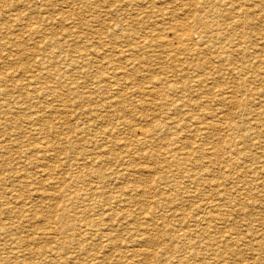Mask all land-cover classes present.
Returning <instances> with one entry per match:
<instances>
[{
	"label": "rangeland",
	"instance_id": "rangeland-1",
	"mask_svg": "<svg viewBox=\"0 0 264 264\" xmlns=\"http://www.w3.org/2000/svg\"><path fill=\"white\" fill-rule=\"evenodd\" d=\"M33 1H31V0H0V66L2 67L0 69V72L3 73V76L1 75L2 73L0 74L1 75L0 79L1 78L3 79V80L2 79L0 80V82H1L0 83V91H1L0 92L1 93L0 94V111H2V112H0V123H1L0 124V126H1L0 127L1 128L0 129V138L1 137L3 139L8 138L7 140L5 139L6 140L5 142L2 138L0 139V143H2V144H0L1 145L0 147H2L0 149V154H1L0 155V163H1L0 164V220L2 222L5 221L4 223L6 226L5 228H3L2 227L3 223H1V225H0L3 228L2 229L0 227V233H1L0 234V241H2L3 239H6L5 241L3 240L2 242H0V262L3 260L0 264H2V263L3 264H7V263L8 264H15L16 263L15 260L17 262L19 260L24 261V262L19 261V263H17V264H35V263L36 264H61V263L62 264H65V263L66 264H68V263L69 264H75L76 262H77L76 264H128V263L129 264H143V263H145V264H177L178 263L179 264V262L181 264H264V110H263L264 109V103H263L264 101H262V99L264 100V93H263L264 92V83H263L264 82V0H243V3H242V0H232V1L231 0H220V1L217 0V2H216V0H213L215 2H213L211 0L213 3H215L213 6L214 8L213 7L212 8L219 10V12L217 11V12L213 13V14H216V15H214L215 16L214 18H218V20L215 21L214 26L218 27L219 29L222 28L220 25H222L223 20L228 15L227 13L222 11L224 9V7L229 9V10H233L232 12H233V14H235L237 12L236 9H239V7H242V5L243 6L245 5L244 8H245V11L246 10L247 11L243 13V15H244L243 20L236 19L239 17L240 12L236 13L237 15L235 14L236 16L232 20H236L234 25L237 27H235L233 31L229 30L230 31L229 37H231L230 41L232 43L233 42L234 43L236 42V44L238 43L237 44L238 47H241L238 50H236L237 45H236V48L232 47V48H235V50H234V53L231 52V59L230 60L233 62H236V63H238V62L243 63L245 65L243 68V71H240L238 69V70L232 71L231 73H229L226 70H221V71L218 70L219 72H216L217 68L208 66V65H216V63L218 61L224 60V58H223L225 55L224 53L227 54V52L223 53V52L219 51V49H220L219 44L222 42L223 38L216 39L215 40L216 43H213V44L210 43L211 45L208 44V42L203 43L204 41L200 40L202 42L200 43V41H199V43H198L199 47L197 46L200 50L199 49L194 50V51H196L195 55L198 56V59L194 55L189 57L188 52H190V51H184V50L179 51L178 50V54H180V56L177 55V52H176L175 53L176 55L174 56V58H176V59L174 61L178 62V60H179V62H180V61H183L184 59H185V61L186 60H192L193 61V62L191 61V64L189 63L190 67L188 66V64L185 65L182 63V67L179 64L178 68H179V66L181 67L179 69L176 68L177 67L175 65L176 62L174 64L172 62L170 63L171 67L176 68L175 72L181 73V74H179V73L175 74L176 76H174L173 77L174 79H172V81L177 84L175 86L176 87L175 89L178 88L181 90L166 89L165 88L166 83L164 84V82H162L164 84V85H162V88H165V90L160 88V89H162V92L160 93L161 90H159V92L155 95V97L154 96L153 97H151V96L141 97V94L139 92L135 93L136 95H133L132 97H128V96L126 97V95H125L123 97L117 96L118 97L117 98L116 96H114L115 99L117 98L119 100V98H120L119 101H121V102H119L116 99L118 103H117V105H114V106H116L117 111L122 113L123 116H125V117H123L121 114H119L118 116H116V115L115 116L121 120H123L124 118H126V116H128L129 118H126V120H128V119H131V120H128L129 121L128 124L127 123L124 124L125 127L122 126V123L120 124L118 122L121 120H117V124H118V126L121 127L122 130L120 129V131L119 130H116L114 132L112 131L113 133L111 132V134H110V132H107L106 130H107V128L109 129L108 125L112 122V121H110V123L108 124L109 119L112 117V115H110V114L112 113L113 108L110 106H107V102H108V100L111 101V99H114L113 97L111 98L110 96L115 95V93L112 91V89L109 92H105V91L100 90V89L95 90L96 88L94 87V85L96 83L95 81L97 80V76L99 74L104 73L103 75H105V76L109 75L112 72V68L109 65L106 66V64H103V66H102V63H100L98 61L103 60L102 59L103 55H104L103 57H105L106 54H108L110 52H113V51L117 52L116 50L119 49L117 47L123 45V43L125 44L126 41H127L126 43H131L132 42L131 39L133 38V36L135 38V39L133 38V40H136V39H139V38H137L138 36L139 37L144 36V34H146L149 31V29L152 30V28L154 26L157 25V26L161 27L162 25H160V24H162V22H161L162 19H159L160 17L159 16L157 17L155 12L151 11L153 8H150L151 10L149 9L147 12L146 9H148L149 7H153V6L147 5V6H149L147 8L144 5V3H142L143 0H140L142 2H139L138 0H137L138 2L136 0H134V1L133 0H126V1L121 0L118 2V4L120 3L119 5H117V2H115V4H113L112 3L113 0H87L88 2L86 0H84V1L83 0H78V1L76 0L77 2L75 0H71V1H68V0H62V1L61 0H59V1L58 0H48L47 4H46L47 0H33ZM43 1H45V3ZM60 1H61V3H60ZM72 1H73V4L75 3L74 5L71 4ZM146 1H148V0H146ZM161 1L162 0H154V2H156V3H160ZM163 1H165V2H163ZM163 1L162 2L166 4L165 7L167 5H169V7H166V8L174 9V11H175L174 17L179 18V19L181 16L191 18V16H193L194 13H202V11H201V10H203L202 5L204 4V2L202 1L203 3L201 4V6L200 5L195 6L198 8H196V9L191 8L192 10L188 11V6L192 3V1H195V0H163ZM221 1H229L230 3L226 5V4L222 3ZM85 2L87 4L89 3L90 5L85 4ZM188 2H191V3L187 5L186 3H188ZM235 2H238V3L236 4ZM24 3H25V5H24ZM27 3H28V5H27ZM34 3H36L37 5ZM49 3H50V5H49ZM59 3H60V6H58ZM62 3L66 4V5L68 4V6L65 7L66 5H62ZM79 3H81V4H79ZM82 3H84V4H82ZM121 3H122V5H121ZM129 3H130V5H129ZM136 3H138V4H136ZM54 4H55V6H54ZM134 4L136 6H134V8H133ZM230 4H232V5H230ZM234 4H236V5H234ZM30 5L32 6V8L30 7ZM52 5L54 7H52ZM139 5H141V6H139ZM45 6H48V7L45 8ZM105 6H108V8L107 7L105 8ZM215 6L220 7L221 10L219 8H216ZM24 7H26L25 8L26 10L24 9ZM40 7L42 8V11H44L43 13H42ZM59 7H61L62 9ZM69 7H71L72 9L74 8L76 11L72 10ZM109 7H110V9H109ZM28 8L29 9L31 8L30 9L31 11ZM121 8L125 12L122 11ZM129 8H130V10H129ZM38 9H39V11H38ZM50 9L52 11H50ZM66 9H69V10H67L68 13L66 12ZM113 9H114V11H113ZM115 9H116V12H117V10H120V11H118L117 13L114 14ZM27 10H28V12H27ZM47 10H48V12H47ZM56 10H58V11H56ZM61 10H62L63 15L61 14ZM134 10H139V12L138 11L135 12ZM73 11L75 13H73ZM99 11L101 13H99ZM121 11H122V13H121ZM143 11H145V12H143ZM184 11H185V13L187 12V14L181 15V13H184ZM119 12L123 15H121ZM211 12H212V10L209 11V13H211ZM23 13H25V14H23ZM30 13L32 14L33 17L31 15H29ZM65 13H67L69 16ZM97 13H99L100 15ZM127 13L128 14L131 13V15L134 13L133 16H135V18H133V19L136 21L134 22L133 19H132V21H130V19L128 17L123 18L124 14L127 15ZM39 14H41V15H39ZM70 14H72V15H70ZM95 14H97V15H95ZM153 14H155V15H153ZM233 14H229V15H233ZM61 15L64 18L63 17L58 18ZM66 15L69 18L66 17ZM109 15L111 16V18ZM136 15L139 16V18L140 17L141 18L139 19L138 17H136ZM249 15H251V16H249ZM39 16L41 17V19ZM43 16H44V18H42ZM48 16H49L50 20L47 19ZM98 16H100V17H98ZM113 16H114V18H113ZM149 16H150V19L148 18ZM30 17L33 20H30L29 19ZM34 17H35V21H34ZM101 17H102V20H106V21L100 20ZM154 17H156V19ZM20 18L23 22L20 20ZM22 18L23 19L25 18V19L23 20ZM51 18L54 20H52ZM73 18H75V19L73 20ZM107 18L109 21H107ZM117 18L122 19L121 21H123V19H127L129 21V23H128V21L125 23H128V30H129L128 32H129V34H132L131 36H128L127 38L123 37V40H122V38H116V37L112 36V33H114L116 30H113L114 32L112 30L111 31L107 30L110 27V25H112L111 27L113 28V22L112 21H114L115 19L117 20ZM36 19L38 20V23H37ZM45 19L48 21H46ZM112 19H114V20H112ZM42 20H44V21L42 22ZM229 20H231V19H229ZM45 21H46V23H45ZM142 21L143 22L145 21L144 23L147 25H145ZM187 21H190V20H187ZM248 21H250V23H248ZM28 23L31 24V26ZM130 23H131V25H129ZM43 24H45V25L50 24V25L45 26ZM72 24H73V26H72ZM140 24H141V26L139 27ZM217 25H219L220 27ZM239 25L241 28L243 27V29H241L239 27ZM92 26H94V27H92ZM99 26H101L103 28L100 29ZM83 27H84V29H83ZM19 28H20V30H19ZM88 28H89V30H88ZM104 28H106V29L104 30ZM21 29H24V30H21ZM44 29L45 30L47 29V30L45 31ZM51 29H54V33ZM154 29H155V31L158 30L157 27H155ZM55 30H57L56 31L57 34L55 33ZM140 30H141V32H140ZM143 30H145V31H143ZM225 30H227V29H225ZM26 31L28 32V34ZM31 31L34 32L35 34L34 33L32 34ZM35 31H37V32H35ZM51 31H52V33H51ZM74 31L76 34H78V36H76ZM88 31H90L91 33ZM107 31H108V33H107ZM49 32H50V34H49ZM102 32H104V33H102ZM137 32L139 33V35H137ZM79 33H81V34H79ZM95 33L98 35H96ZM101 33H102V35H101ZM165 33H166L165 30H163V32L160 31L157 34H160V35L163 34L162 36H164V35H167V36L170 35L171 36V34H172L170 32H168L166 34ZM54 34H56V35H54ZM58 34L61 36H59ZM68 34H70V36H68ZM71 34H72V36H71ZM104 34H106V35H104ZM107 35L110 37H107ZM67 36L69 38H65ZM85 36H88L89 38H92V39L94 38V39L93 40L89 39V41H88V39H87L88 37H85ZM238 36H240L241 38ZM242 36H244V37H242ZM73 37H77L78 39H76V38L74 39ZM111 37H113V38H111ZM49 38H51L52 40ZM95 38H97V39H95ZM102 38L103 39L106 38V39L101 40ZM255 38H256V40H255ZM117 39H118V42H116ZM53 40L57 41V42L53 43L54 42ZM59 40H61L62 44H60L61 42ZM69 40H70V42L68 43ZM74 40H76V41L78 40V43ZM90 40H92V41H90ZM81 41H82V43H81ZM97 41H99V42H97ZM104 41H106V42H104ZM243 41L245 42V44H244L245 46H243V44H240L241 45L240 46L239 43H244ZM248 41H250V42H248ZM255 41H257V42H255ZM74 42H75L76 46H75ZM83 42H84V44H83ZM85 42H87V43H85ZM88 42H89V44H88ZM90 42H92V43H90ZM93 42H96V43H93ZM217 42H220V43H217ZM115 43H116V46L118 45V43H120V44L116 47ZM248 43H250V44H248ZM3 44L6 46H4ZM97 44H100V45H97ZM102 44L104 46H107L108 44H114L115 48L113 47V49L110 50L112 48V45H108L107 47H102L103 46ZM204 44L208 45V49L204 50L205 53L203 52V50H201V48H203V49L205 48V47H203ZM82 45L84 48L82 47ZM85 45H87V46L89 45L88 46L89 49H87L88 53L86 51ZM92 45H96V46H92ZM77 46H78V48H77ZM90 46H92L93 49L90 48ZM79 47H82V48H79ZM80 49H82V50H80ZM99 49H101V50H99ZM92 50H95V51H93L95 53V55L92 52ZM240 50L242 51V53L240 52ZM245 50H247L248 52ZM35 51H36V53H35ZM77 51L80 53H78ZM107 51H109V52H107ZM200 51H201V53H200ZM211 51L216 53V54H214L215 56L220 54L218 56V58L215 56L213 58ZM105 52H106V54H104ZM53 53H55V56ZM96 53H98V54H96ZM185 53H186V56H185ZM209 53H210V55H209ZM228 53L230 55V52H228ZM243 53H244V56L246 57V60H244L245 57L242 56ZM249 53H251V54H249ZM252 53H254V54H252ZM35 54L36 55L38 54V55L36 56ZM142 54L144 56V54H149V52H147V50H146ZM203 54H204V57H203ZM68 55H70V56H68ZM86 55L88 57H85ZM89 55L91 56V58ZM93 55H94V58H93ZM250 55L255 58V59L253 58L254 61ZM48 56H49V58H47ZM65 56H66V59L64 60L63 57H65ZM73 56H74L75 60H73L72 62L69 61L70 59H73ZM79 56L80 57L82 56L83 58L82 57L80 58ZM108 56H110V58H112V59L114 58V56L112 54L107 55L105 58H109ZM115 57H116V55H115ZM120 57L122 58V55L119 54L118 59H117L118 63L115 62L116 58L113 59V61H114L113 63H115L114 65H119V67H122L124 65V63H123L124 59L126 57H129V56H123V57H125L124 59L123 58L121 59ZM194 57H195V59H194ZM248 57L249 58L251 57V59H249ZM41 58L43 60H41ZM76 58H78V59L80 58V59L78 60ZM215 58H217V59H215ZM81 59L84 60V62L81 61ZM85 59H87V61ZM93 59H96L97 61H95ZM46 60H47V62H46ZM205 60H207V61H205ZM237 60H239V61H237ZM250 60H252V62ZM2 61H3V63H2ZM43 61L46 62V64ZM74 61H76V62H74ZM168 61H171V59L170 60L166 59V58L164 59V64H166V65H163L164 67L168 65V63H166ZM194 61L202 62L200 64V65H202V67L199 65L200 70L201 71L203 70L201 72L202 74L199 73L200 70L198 69V66L196 65L197 62H194ZM48 62H49V64H48ZM81 62H83V63H81ZM91 62H92V64H91ZM206 62H208V63H206ZM245 62L246 63L247 62L252 63V64H245ZM68 63L70 66L68 65ZM75 63H78V64L75 65ZM85 63L87 65L89 63L90 64L87 66ZM93 63L94 64L96 63L98 65L94 66ZM121 63H122V65H121ZM151 63H153V62L147 61L146 65L151 64ZM192 63H194V64H192ZM39 64H42V66H44L45 69H44V67H41V65L39 66ZM50 64H52V65H50ZM140 64L142 66L139 67V69L138 68H133V69L131 68V69H129V71H131L133 73V75H132L133 78L131 77V79L133 81L135 80L134 76L137 77L136 78L137 81H134V84H137L138 86L144 84L141 87H145L147 84H149V80L145 79L147 82L146 81L144 82V78L150 77V75H151V78L163 76L164 74L170 73V71H171L170 70L171 68H168V67H170L169 65L166 68H164L163 66H162L163 67L162 68L159 63H158L159 67L157 65H154V66L153 65L152 66L147 65L148 67L145 68L146 69L145 70L144 66L146 67V65L143 64V62H141ZM171 64H173V65H171ZM66 65L69 66L70 68H67ZM91 65H93V66H91ZM250 66L252 67L251 69H250ZM72 67L74 69H72ZM75 67H77L78 69ZM88 67H90L91 69L89 68L90 69L89 70ZM95 67H97V68H95ZM208 67H210L209 69L211 71L210 70L208 71ZM183 68H187V69H183ZM245 68H246V70H245ZM61 69L63 71H61ZM79 69H80V71H79ZM103 69H106V70H103ZM136 69H138V71ZM193 69L197 72L192 71ZM204 69H205V71H204ZM36 70H38L37 73H36ZM57 70H58V72H56ZM101 70H103L105 72L108 70L109 71L106 74L105 72H103ZM139 70L141 72L143 71L144 74L139 73ZM165 70H166V72H165ZM184 70L186 72H184ZM39 71H41V72L39 73ZM75 71L80 72L81 75H83V76H84V72H82V71H87V73H89V74L93 72L92 74H94V75H92V74L89 75L85 72V74L87 76L85 75V77H84L85 79H83V76H81L80 73L75 74L76 73ZM90 71H92V72H90ZM97 71H99V72L97 73ZM45 72H47V73H45ZM49 72H50V75L53 73L55 75V77H53L54 75H52V77H51L49 75ZM62 72H65L66 75ZM135 72H137L138 74ZM148 72L151 74H149ZM155 72H156L157 76H156ZM188 72L189 73L191 72L192 74L191 73L189 74ZM212 72H215L216 74L214 73V75H213ZM250 72H252V73H250ZM11 73H13V74H11ZM60 73H62V74H60ZM197 73H198V75H197ZM6 74H9V75H6ZM33 74L36 75L35 78H34ZM37 74L39 77L37 76ZM46 74L48 75L47 77H46ZM56 74H57V76H56ZM58 74H59V76H58ZM140 74H142V76ZM194 74H196V76ZM256 74H258V75H256ZM28 75H29V77H28ZM40 75L43 77V79L45 78L44 79L45 82H43V79ZM44 75H45V77H44ZM70 75H72V76H70ZM139 75L141 78H139ZM7 76H8V78H7ZM62 76H64V77H62ZM68 76H70L72 78L69 77L70 78L69 79ZM189 76H191V77H189ZM30 77H32V78L30 79ZM49 77L52 79L51 80L52 82L51 81L49 82V80H50ZM57 77H59V78H57ZM88 77L91 80L89 79V81H88L87 80ZM243 77H245V78H243ZM256 77H258V78L256 79ZM259 77H260V79H259ZM36 78H37V80H36ZM48 78H49V80H48ZM78 78H80V79H78ZM202 78H204V79H202ZM61 79L64 80V82ZM212 79H215V80L213 81ZM247 79H249V80H247ZM208 80H211V81H208ZM246 80H247V83L245 84L244 82ZM65 81H68V83L66 84ZM85 81H86V83H85ZM181 81H183V82H181ZM203 81H205L206 83L204 82L201 84V82H203ZM260 81H261V83H260ZM26 82H27V84H26ZM41 82L43 84H41ZM60 82L61 83L63 82V83L61 84ZM90 82H92V83H90ZM142 82H143V84H142ZM184 82H186V83L188 82L189 84L188 83L185 84V87H184V85H183ZM195 82H198V86H196L197 83H195ZM34 83H35V85H34ZM53 83H56V84H53ZM74 83H75L76 87H75V85H73ZM190 83L192 85V88H191ZM14 84L15 85L17 84V85L15 86ZM37 84H38V86H37ZM50 84H53V85H50ZM92 84H94V85H92ZM7 85H9V86L7 87ZM21 85H24V86H21ZM27 85H29V86H27ZM65 85H67V86H65ZM85 85H86V87L87 86L88 87L86 88ZM90 85H91V88H90ZM159 85H161V84L158 83V86ZM260 85H262V86H260ZM49 86H50V88H49ZM182 86H183V88H182ZM189 86H190V89H189ZM33 87H36V88H33ZM46 87H47L46 92H48V93L45 92ZM64 87H65V89H63ZM84 87L86 89H83ZM255 87H256V89H255ZM3 88H4V90H2ZM56 88H58V89L56 90ZM184 88H186L187 90ZM200 88H203V89H200ZM29 89L31 91L33 90L32 91L33 93ZM51 89L53 90L52 92H51ZM54 89H55V91H54ZM75 89H77V90H75ZM87 89H89V91L91 89L92 92H89ZM243 89H244V92H243ZM21 90L23 93L21 92ZM61 90H63L64 93L61 92ZM113 90L116 92V90L114 88H113ZM261 90H262V93H261ZM13 91H15V92H13ZM87 91H88V95H90L91 98L93 97V99L96 101L91 102L93 99H89L87 96H85V95H87V93H86ZM120 91H121V89H119V92ZM165 91H166V93L164 94ZM171 91H173V92L170 93ZM186 91L189 93H187ZM198 91H199V93H198ZM233 91H236V92H233ZM25 92H26V94H24ZM53 92H54V94H53ZM55 92L58 93L59 96H61L60 94H62V96L59 97L58 94L56 95ZM40 93L42 94V96ZM45 93H46V95H45ZM70 93H71V96H70ZM92 93H96V94H92ZM109 93H111V94H109ZM138 93L140 96L136 97V96H138L137 95ZM174 93H176V94H174ZM216 93H218V96ZM237 93L238 94L242 93V94L238 95ZM253 93L256 96L259 95V97L257 96V98H256ZM29 94L31 96H29ZM179 94H181L183 97ZM220 94L225 99L221 98ZM19 95L21 98L19 97ZM47 95H49V96H47ZM104 95H106V96H104ZM219 95H220V97H219ZM233 95H235V96H233ZM37 96L40 99L37 98ZM65 96H67V99ZM73 96H74V98L75 97L76 98L74 99ZM213 96H214L215 100L212 98ZM242 96H243L244 100H243ZM106 97H110V99H108ZM170 97H171V99H170ZM217 97H219V98H217ZM233 97H235V98H233ZM31 98H34V99H31ZM35 98H37L36 99L37 101L35 100ZM71 98H72V100H71ZM137 98H138V100H137ZM186 98H187V100H186ZM237 98H239V99L237 100ZM252 98H256V99H252ZM141 99H143V100H141ZM163 99L167 100L168 102L166 101L167 103L166 102L164 103ZM182 99H184L185 102ZM16 100L18 101V104L16 103L17 102ZM80 100H81L82 105L80 104ZM85 100H86V102L89 101L91 103L89 104V102H88L87 105L85 106V103H84ZM126 100H128L129 102L130 101L131 102L133 101V102L129 103ZM169 100L171 102H169ZM235 100H237L238 103L235 102ZM8 101H9V103H8ZM34 101L36 104L37 103L38 104L36 105L34 103ZM68 101H70V102H68ZM125 101H126V103H125ZM135 101H136V103H134ZM140 101L144 102V103L142 104ZM220 101H221V103H220ZM231 101H233L235 103H233ZM73 102L77 106L76 108L80 109L81 107L84 106L83 109L82 108H81V110L76 109L75 106L73 105ZM103 102H104V104L102 105L101 103H103ZM257 102H258V104H257ZM33 103L35 104V106ZM162 103H164V104H162ZM175 103H177V104H175ZM179 103H180L181 108L174 106V105H179ZM43 104L45 105V107L47 106V108H44ZM91 104L93 107L91 106ZM127 104L128 105L130 104V105L128 106ZM131 104H132V107H130ZM136 104H138V105H136ZM169 104H171V105H169ZM40 105H41V108L39 107ZM133 105H135V106H133ZM193 105H195V106H193ZM240 105H241V107H240ZM31 106H32V108H31ZM119 106H120V108H119L120 110H118ZM124 106L128 109L126 110ZM139 106H140V110L138 108ZM35 107H37V109ZM109 107L111 109H109ZM142 107H143V109H142ZM188 107H190V108L192 107V108L190 109ZM247 107H248V109H247ZM84 108H86V110H90V113L89 112L87 113V111L84 110ZM3 109H5L4 112H3ZM9 109H11V110H9ZM12 109H14V110H12ZM19 109L20 110L22 109V110L20 111ZM24 109L26 111V115L24 114L25 113L23 111ZM122 109H124V110H122ZM133 109H135V110H133ZM187 109H189V110H187ZM82 110L84 112L83 113L84 115L81 114ZM224 110H225V112H224ZM250 110H251V112H250ZM6 111H7V113H6ZM85 111H86V113H85ZM106 111H107V113H106ZM122 111H124V112H122ZM35 112L37 114L39 113V115L42 116L41 120H36V118L34 117L36 114ZM76 112H78V113H76ZM79 112H81V113L79 114ZM185 112H186V114H183ZM206 112L208 113V115ZM214 112L216 113L215 116L212 115V114H214ZM260 112H263V113H260ZM15 113H17V117H16ZM20 113H22V114H20ZM73 113H75V114H73ZM125 113L126 114L128 113V115H126ZM204 113H206V114H204ZM218 113H220V114L222 113L223 115L222 114L218 115ZM32 114H34V115H32ZM87 114H89V115L92 114L91 116L93 117V119L96 117V116L94 117L93 114H97L101 117H100V119L97 117L94 120L93 119L91 120L92 117L88 116ZM142 114H143V116H142ZM239 114H241V116ZM164 115H165V117H164ZM210 115H212V116H210ZM79 117L81 119L83 118V120L80 121ZM86 117H88V119ZM106 117H107V119H106ZM162 117H164L163 118L164 120L162 119ZM1 118H4V119H1ZM15 118H17V119H15ZM66 118H67V120H66ZM85 118H86V120H85ZM183 118L186 120H184ZM165 119H167V120H165ZM96 120L98 121V123ZM168 120H169V122H168ZM173 120H175V121H173ZM3 121H4V123H3ZM10 121H12L11 122L12 125H10L11 124ZM46 121H47V123H45ZM92 121L93 122L96 121V122L93 123ZM114 121L115 120H113V122ZM161 121H162V123H161ZM176 121H178V122H176ZM208 121H212L213 125L204 127V125H206V124L202 123V122H208ZM78 122H80V123H78ZM81 122H83L85 124L83 125V123H81ZM163 122L165 123V125ZM180 122H181V124H180ZM48 123H50V125ZM96 123L97 124L101 123V124H99L100 126L103 123L102 126L104 128L103 127L100 128L99 125L96 126L97 125ZM152 123H153V125H152ZM176 123H178V124L176 125ZM225 123L227 125H225ZM41 124H42V126H40ZM80 124H81V126H80ZM133 124H134V126L132 127ZM191 124H192V127H191ZM6 125H8V126H6ZM43 125H44V127H43ZM146 125H148V127ZM19 126H22V127H19ZM25 126L26 127L28 126V127L26 128ZM185 126L187 128H185ZM228 126H229V128H228ZM91 127L93 129H91ZM96 127H97V129H96L97 131L95 130ZM139 127L149 129V130L152 128L150 130V132H148V134H147L148 136H146L144 139H142L141 142H139V140L137 139V138L141 137L140 135H142L140 133ZM172 127H174V128H172ZM237 127H238V129H237ZM42 128H44V130ZM82 128H83V131H81ZM124 128H126V129H124ZM164 128H167V129L165 130ZM76 129H78L80 132L77 133L78 130H76ZM90 129H91V132H90ZM196 129L199 131H196ZM4 130H5V132H4ZM19 130H22L23 132H21ZM88 130H89V132H88ZM98 130H100L102 132H100ZM37 131H39V132H37ZM229 131H231V132H229ZM83 132H85V133H83ZM89 133H91V134H89ZM102 134H103V136H105V138L102 137ZM104 134H106L107 137ZM128 134H130V135L127 136ZM159 134L163 135V137ZM194 134H196V135H194ZM13 135H15V136L13 137ZM43 135H44V137H43ZM73 135H75L74 138H73ZM76 135H78V136H76ZM109 135H110V137H109ZM169 135H171V136H169ZM28 137H30V138H28ZM12 138H14V139H12ZM27 138H28V141H26ZM31 138L33 140H31ZM83 139H85L84 141L86 142V144H84L85 142L83 141ZM126 139H128V140L126 141ZM41 140L43 142H45V143L47 142V144L51 145V148L53 147L52 150H49L50 156H49V154H45L44 151L41 152L42 150L40 151L39 148H37L38 145L43 143ZM159 140H162V141H159ZM171 140H172V142H171ZM15 141H17V142H15ZM35 141L39 142V143H35ZM68 141H69V143H68ZM236 141H238L239 143ZM20 142H22V143H20ZM31 142L33 143V146L31 144ZM223 142H224V144H223ZM162 143H164V144H162ZM7 144H8V146H7ZM21 144H23V145H21ZM56 144H58V145H56ZM79 144H81V145H79ZM89 144H91V145H89ZM176 144H178V145H176ZM15 145H17V146H15ZM63 145L65 146L64 149L62 147ZM68 145H70V146H68ZM76 145L78 147H81V148H78ZM21 146H23V147H21ZM67 146L69 148L72 146L73 149L72 148L68 149ZM88 146L91 148H89ZM99 146H100V148H99ZM56 147H57V149H55ZM4 148H5V150L3 151ZM28 148H31V149H28ZM104 148H106V149H104ZM108 148H109V150H108ZM37 149L39 150V152ZM77 149L80 150V152L83 151L82 153H84L85 151L90 152V149L92 151L89 154L87 152L84 153V155L82 154L81 158L84 157L82 159L83 161L79 160V159H74L73 161L72 160L69 161L71 159L72 154L74 155V154L79 152ZM52 151H53V153L51 154ZM35 152H37V153H35ZM55 152H56V154H55ZM73 152H75V153H73ZM101 152H103V153H101ZM24 153L27 155L25 156ZM33 154L35 155V157ZM92 154H94V155H92ZM17 155H19V156H17ZM29 155H30V157L33 155V157L30 158ZM63 155H65V156H63ZM88 155H90V156L88 157ZM67 156H69V157H67ZM63 157H65V158L62 160ZM96 158H100V159H96ZM36 159H39V160H36ZM48 159H50V160H48ZM90 159L92 160V162ZM41 160H43V161H41ZM46 160L48 161V163ZM57 160H59V162L66 160V161H68L69 165H71V163H72V165L71 166L66 165L67 168L61 167L63 165H58ZM75 160H76V162H75L76 164L74 163ZM77 160H79V161H77ZM99 160H100V162H99ZM30 162H33V163H30ZM49 162H51V163H49ZM53 162H55V163H53ZM90 162L93 164H91ZM73 163L75 165H73ZM27 164H28V166H27ZM98 164L100 166H102L104 169L103 170V176H100L99 175L100 173L98 174V173H96L95 170H93L94 166L96 169ZM13 165H14V167H13ZM16 165L18 166V168L16 167ZM30 165H32V166H30ZM76 165H79L80 167L76 166ZM90 165H93V166H90ZM21 166H22V169L25 168V166L27 168H25V170H22ZM81 166H83V170L79 169V168H82ZM12 167H13V169H12ZM70 167H71V169H70ZM84 168L87 171H85ZM41 169L44 171H41ZM62 169L64 171H61ZM78 169L80 171H77ZM91 169H92V171L90 172L89 170H91ZM7 170H8V172H7ZM48 171H49V174L46 175V173H48ZM111 171H114L115 174H114V176L110 177L109 174L106 172H111ZM14 172L16 173V175ZM18 172H20V173L17 175ZM25 172H26V174H25ZM77 172H81L84 174H82V175L79 174L80 176L78 175V176L74 177L76 174H78ZM6 174H8V175H6ZM53 174H55V175H53ZM85 175H87V176H85ZM46 176H48V177H46ZM106 176H108V177H106ZM9 177H10V179H9ZM44 177H46V178H44ZM66 178L68 180H66ZM73 178H76V179H73ZM99 178H101V179L99 180ZM54 179H56L57 182ZM51 181L55 182V184H53V182L50 183ZM76 181H78V182H76ZM99 181H101V182H99ZM11 184H14L16 187L14 185L11 186ZM40 184H42V185L40 186ZM38 185H39V189H38ZM34 186H36L37 189ZM50 187H53V188H50ZM73 187H74V189H73ZM29 188H31V189L33 188V189L30 191ZM49 188L52 191H50ZM102 188L105 190V192ZM130 188H131V190H129ZM53 189H54V191H53ZM64 189H66V190H64ZM91 189L93 191H95V193L90 194V195H88L89 197L87 196L88 198L85 197L83 199L85 202H87V201L90 202V203H88L87 206H85L83 208V205L85 204V202L82 201V198H80V196H78V195L84 191H86L87 193L88 192L91 193ZM74 190H76L77 192L76 191L74 192ZM56 191H57V193H56ZM58 191H60V192L58 193ZM62 191H66L67 194L65 192L62 193ZM121 191H122V194H120ZM96 192H97V194H96ZM125 193L130 194V195L126 194L127 195L126 196ZM38 194H41V195L38 196ZM50 194H52V195H50ZM1 195H3V196H1ZM57 195H59V196H57ZM80 195H82V194H80ZM120 195H122V196H120ZM53 197H55V198H53ZM90 197H91V199H90ZM117 197H118V199H117ZM66 198H68V199H66ZM125 198H128V199H125ZM60 199H61V201H60ZM112 199H114V200H112ZM74 200H75V202H74ZM79 200H81V201H79ZM57 201H59V202H57ZM61 202H62V204H61ZM72 202H74V203H72ZM101 202L104 206L101 204ZM106 202H107V204H106ZM79 203H81V205ZM94 203H95V206H94ZM115 203H117V204H115ZM210 203H212V204H210ZM70 204L72 206H70ZM110 206H112V207H110ZM99 207H101V209ZM102 207H105V209ZM72 209H74V210H72ZM84 210H86V211H84ZM91 210L93 211V213L91 212ZM106 210L108 212H106ZM69 211L71 213H69ZM94 212H96V213H94ZM109 212H111V213L109 214ZM107 214L109 215V217ZM48 216H53V217L51 219V217H48ZM69 216L71 217V219ZM102 216H103V218H102ZM110 216H111V218H110ZM39 217H41V218H39ZM57 217H62V219H64L63 222H66L67 225H64L62 222H59ZM84 217H86V218H84ZM107 218H108V220H107ZM49 219L51 221L56 220V221H54L55 222L54 223L55 229H48L46 227L47 223L50 221ZM101 219H105V220H101ZM67 220H69L70 222ZM75 220H77V221H75ZM103 221H104V223H103ZM98 224H99V226H98ZM72 225H75V226H72ZM86 225H88V226L86 227ZM90 225H91V227H90ZM81 226L84 228L82 229ZM78 228H79V230H78ZM58 230H59V232H58ZM76 230H78V231H76ZM90 230H93V232L92 231L90 232ZM99 230H101V232ZM12 231H14V232L12 233ZM66 231H68V232H66ZM45 233H48V234H45ZM50 233H51V235H50ZM84 233H86L87 235ZM181 233H183V235L184 234L185 235L181 236ZM2 234H4L5 236ZM82 234H84V235H82ZM8 235H10V236H8ZM2 237H4V238H2ZM64 237H66V238H64ZM57 238H59V239L61 238V239L59 240ZM68 239H71V240H68ZM72 239H73V242H71ZM56 240L60 241V242H57ZM26 243H27V245H26ZM131 243H132V245H131ZM138 244L140 246H138ZM2 245H3V248H2ZM20 245H21V247H18ZM130 246H132V247H130ZM70 247L71 248L73 247L71 251L69 249ZM139 247L141 249L140 251H139ZM7 248H9V249L7 250ZM18 251H20V252H18ZM43 251L45 253H43ZM141 251H142V253H141ZM129 252H130V254H129ZM143 252H145L146 254ZM8 253H10V254H8ZM68 253H70V254H68ZM72 253L76 256H74ZM147 253H149V254H147ZM13 256L16 258H14ZM17 256H18V258H17ZM46 257H48V258H46ZM8 258H9V261H8ZM72 259H75L76 261H74ZM131 259H132V261H131ZM4 260H5V263H4ZM61 260L63 262L59 263V261H61ZM133 260L136 262L134 263ZM21 262H23V263H21ZM139 262H141V263H139Z\"/></svg>",
	"mask_w": 264,
	"mask_h": 264
},
{
	"label": "bare ground",
	"instance_id": "bare-ground-1",
	"mask_svg": "<svg viewBox=\"0 0 264 264\" xmlns=\"http://www.w3.org/2000/svg\"><path fill=\"white\" fill-rule=\"evenodd\" d=\"M31 1H33V0H31ZM58 1H59V0H58ZM61 1H62V0H61ZM61 1H60V3H61ZM68 1H71V0H68ZM75 1H76V0H75ZM77 1H78V0H77ZM77 1H76V2H77ZM83 1H84V0H83ZM86 1H87V0H86ZM119 1H121V0H117V1H116V0H113L112 3L115 4V2H117V5H119V4H120V3L118 4ZM122 1H123V0H122ZM125 1H126V0H125ZM125 1H124V2H125ZM133 1H134V0H133ZM136 1H137V0H136ZM136 1H135V2H136ZM138 1H139V2H142V1H140V0H138ZM138 1H137V2H138ZM144 1H145V2H144ZM162 1H163V0H162ZM162 1H161L160 3H156V2H154V0H148V1L143 0L142 3H144V5H145L147 8H148L149 6H153V7H149V8L146 9V10H147V12H148V10H149L150 8H153L152 10H151V9H150V10H151L152 12H155V14L157 15V17H158V16L160 17L159 19H162V20H163V21L161 20L162 24L159 23V24L162 25V26L160 27V26H157V25H156V26L153 25L154 27L152 28V30H150V29H149V31L147 30L148 32H147L146 34H144V36H140V37L138 36L137 38H139V39L133 40V38H134V36H133V38L131 39V40H132V42H131L132 44H131V43H126V42H127V41H126L125 44L123 43V45H121V46H118V45L120 44V43H118V45H117L118 47H117V46H116V43H115V46H116L117 48H119L118 50H116L117 52H114V51H113V52H110V53H108V54H106V52H105L104 54H106V56L109 55V54H112V55L114 56L113 59L116 58V61H115V62H117V59H118L119 54L122 55V58H123V59L125 58V57H123V56H129V57H126V58L124 59V62H123L124 65H123L122 67H119V65H114L115 63H113L114 61H113L112 58H110V56H108L109 58H105L106 56L103 57V56H104V55H103V56H102V59H103V60H102V61L100 60V61H98V62L102 63V66H103V64H106V66L109 65V66L112 68V72H111V74L106 75V76L103 75L104 73H103V74H99V75L97 76V80L95 81V82H96L95 85L92 84V85H94V87L96 88V89H95V88L92 86L95 90L100 89V90H103V91H105V92H109V91H111V89H112V91L115 93V95H111V96H110L111 98H112V97L114 98V96H116V97H117V96H119V97H120V96L123 97V96H125V95H126V97H127V96H128V97H132L133 95H136L135 93H137V92H139V93L141 94V97H149V96H151V97L154 96V97H155V95L159 92V90H161V91H160V93H161V92H162V89L165 90V88H166V89H172V90H181V89H178V88L175 89V88H176L175 86H176L177 84L174 83V82L172 81V79H174L173 77L176 76L175 74L179 73V72H175V69H176V68H177V69L181 68V67H182V63L185 64V65L188 64V66L190 67V64H191V61H192V60H186V61H185V59H184L183 61H180L181 63H180L179 60H178V62H179V63H178L177 61H174V60L176 59V58H174V56L176 55L175 53L177 52V55L180 56V54H178V50H179V51H180V50L190 51V52H188V53H189L188 56L191 57V56L194 55V56H196L197 59H198V56L195 55V54H196V51H194V50L199 49V48H198V47H199V46H198V45H199L198 43H199L200 40H203V41H204L203 43L208 42V44H210V43L213 44V43H216V42H215L216 39H218V38H223V40L221 39V40H222L221 43H220V42H217V43H220V44H219V47H220L219 51H220V52H223V53H224V52H227V54L224 53V54H225L224 57H223L224 60H223V61H218V62L216 63V65H208V66H211V67L217 68V71H216V72H219V71H221V70H226V71H228L229 73H231L232 71H234V70H238V69H239L240 71H243V68H244V66H245L243 63H241V62L236 63V62H233V61L230 60V59H231V52L234 53V50H235L236 45H237L238 43L236 44V42H235V43H234V42L232 43V42L230 41V40H231V37H229V36H230V31H229V30H232V31H233L234 28L237 27V26L234 25V23H235L236 20H232V19H234L235 16L237 15L236 13L240 12L239 17L237 16L238 18H236V19H241V20H243V18H244L243 13L247 11V10L245 11V8H244L245 5H244V6L242 5V7H239V9H236V10H237V12L235 13L236 15L233 14V12H232L233 10H229V9H227V8L224 7V9L222 10L223 12L227 13L228 15H229V14H233V15H229V16H228V15L226 14L227 17L223 20L222 25H220L222 28L219 29L218 27L214 26L215 21L218 20V18H214V17H215L214 15H216V14H213V13H215V12H217V11L219 12V10H217V9H213V8H214L213 6H214V4H215V3H213V2H215V1H213V0H212L213 2H212L211 0H201V1H200V0H195V1H192V3H191V2L186 3L187 5L191 3V4L188 6V11H189V10H192L191 8H195V9L198 8V7H195V6H199V5L201 6V4L204 2V4L202 5V9H203V10H201L202 13H194V15L191 16V18H188V17H185V16H181L180 19L174 17V12H175L174 9L170 8V9H171V10H170V9L166 8V7H169V5H167V6L165 7L166 4L163 3V2H165V1H163V2H162ZM202 1H203V2H202ZM219 1H220V0H219ZM219 1H218V2H219ZM231 1H232V0H231ZM33 2H34V1H33ZM43 2L45 3V1H43ZM87 2H88V1H87ZM110 2H111V1H110ZM135 2H134V3H135ZM216 2H217V0H216ZM221 2L224 3V4H226V5L230 3L229 1H221ZM238 2H239V1H238ZM238 2H235V3L237 4ZM36 3H37V2H36ZM36 3H34V4H36ZM47 3H48V0H47L46 4H47ZM52 3H53V2H52ZM60 3L58 4V6H60ZM63 3H64V2H63ZM63 3H62V5H66V4H63ZM67 3H68V2H67ZM206 3H207V4H206ZM222 3H221V4H222ZM232 3H233V2H232ZM242 3H243V0H242ZM31 4H32V3H31ZM69 4H70V3H69ZM71 4H73V1L71 2ZM74 4H75V3H74ZM74 4H73V5H74ZM79 4H81V3H79ZM82 4H84V3H82ZM85 4H87V3L85 2ZM88 4H89V3H88ZM88 4H87V5H88ZM136 4H138V3H136ZM218 4H219V3H218ZM236 4H234V5H236ZM239 4H240V3H239ZM239 4H238V5H239ZM21 5H22V4H21ZM24 5H25V3H24ZM27 5H28V3H27ZM36 5H37V4H36ZM43 5H44V4H43ZM43 5H42V6H43ZM49 5H50V3H49ZM89 5H90V4H89ZM92 5H93V4H92ZM92 5H91V6H92ZM121 5H122V3H121ZM123 5H124V4H123ZM129 5H130V3H129ZM131 5H132V4H131ZM144 5H143V6H144ZM147 5H149V6H147ZM230 5H232V4H230ZM42 6H41V7H42ZM54 6H55V4H54ZM54 6L52 5V7H54ZM67 6H68V4H67L65 7H67ZM82 6H83V5H82ZM113 6H114V5H113ZM134 6H136V5L134 4V5H133V8H134ZM139 6H141V5H139ZM154 6H155V7H154ZM217 6H218V5H217ZM22 7H23V6H22ZM30 7L32 8L31 5H30ZM33 7H34V6H33ZM41 7H40V8H41ZM43 7H44V6H43ZM43 7H42V8H43ZM46 7H48V6H45V8H46ZM106 7L108 8V6H105V8H106ZM110 7H111V6H110ZM110 7H109V9H110ZM114 7H115V6H114ZM114 7H113V8H114ZM116 7H117V6H116ZM170 7H171V6H170ZM212 7H213V8H212ZM215 7H216V6H215ZM233 7H234V6H233ZM25 8H26V7H24V9H25ZM31 8H30V9H31ZM40 8H39V9H40ZM42 8H41V11H42ZM59 8H61V7H59ZM69 8H71V7H69ZM105 8H104V9H105ZM136 8H137V7H136ZM136 8H135V9H136ZM143 8H144V7H143ZM216 8H219V9H220V7H216ZM229 8H230V7H229ZM231 8H232V7H231ZM243 8H244V9H243ZM28 9H29V8H28ZM30 9H29V10H30ZM39 9H38V11H39ZM61 9H62V8H61ZM71 9H72V8H71ZM76 9H77V8H76ZM116 9H117V8H116ZM116 9H115L114 14L117 13L118 11H120V10H117V12H116ZM121 9H122V8H121ZM125 9H126V8H125ZM131 9H132V8H131ZM144 9H145V8H144ZM25 10H26V9H25ZM25 10H24V11H25ZM48 10H49V9H48ZM48 10H47V12H48ZM63 10H64V9H63ZM67 10H69V9H66V12H67ZM72 10L76 11L74 8H73ZM129 10H130V8H129ZM141 10H142V9H141ZM210 10H212L211 13H209ZM220 10H221V9H220ZM30 11H31V10H30ZM35 11H36V10H35ZM38 11H37V12H38ZM50 11H52V10L50 9ZM56 11H58V10H56ZM56 11H55V12H56ZM74 11H73V13H75ZM113 11H114V9H113ZM122 11H124V10L122 9ZM122 11H121V13H122ZM134 11H135V12H136V11L139 12V10H134ZM222 11H221V12H222ZM27 12H28V10H27ZM43 12H44V11H42V13H43ZM97 12H98V11H97ZM104 12H105V11H104ZM124 12H125V11H124ZM143 12H145V11H143ZM231 12H232V13H231ZM249 12H250V11H249ZM249 12H248V13H249ZM52 13H53V12H52ZM67 13H68V12H67ZM67 13H65V14H67ZM99 13H101V12L99 11ZM99 13H97V14H99ZM119 13H120V12H119ZM121 13H120V14H121ZM141 13H142V12H141ZM180 13H181V12H180ZM208 13H209V14H208ZM23 14H25V13H23ZM37 14H38V13H37ZM37 14H36V15H37ZM50 14H51V13H50ZM55 14H56V13H55ZM59 14H60V13H59ZM61 14H62V10H61ZM65 14H64V15H65ZM90 14H91V13H90ZM97 14H95V15H97ZM105 14H106V13H105ZM125 14H126V13H125ZM125 14H124L123 18H127V17H128V18L130 19V21H132V19L135 18V16H133L134 13H133L132 15H131V13H129V14L127 13V15H125ZM135 14H136V13H135ZM145 14H146V13H145ZM155 14H153V15H155ZM182 14H187V12L185 13V11H184V13H181V15H182ZM251 14H252V13H251ZM29 15L32 16L31 13H30ZM39 15H41V14H39ZM42 15H43V14H42ZM62 15H63V14H62ZM62 15H61L60 17H58V18L63 17ZM67 15H68V14H67ZM67 15H66V17L69 16V15H68V16H67ZM70 15H72V14H70ZM99 15H100V14H99ZM118 15H119V14H118ZM121 15H123V14H121ZM121 15H120V16H121ZM137 15H138V14H137ZM137 15H136V17L139 18V16H137ZM139 15H140V14H139ZM179 15H180V14H179ZM51 16H52V15H51ZM55 16H56V15H55ZM55 16H54V17H55ZM58 16H59V15H58ZM84 16H85V15H84ZM91 16H92V15H91ZM102 16H103V15H102ZM109 16H110V15H109ZM249 16H251V15H249ZM32 17H33V16H32ZM39 17H40V16H39ZM54 17H53V18H54ZM89 17H90V16H89ZM98 17H100V16H98ZM98 17H97V18H98ZM116 17H117V16H116ZM118 17H119V16H118ZM145 17H146V16H145ZM246 17H247V16H246ZM42 18H44V16H43ZM56 18H57V17H56ZM63 18H64V17H63ZM68 18H69V17H68ZM91 18H92V17H91ZM110 18H111V16H110ZM110 18H109V19H110ZM113 18H114V16H113ZM140 18H141V17H140ZM140 18H139V19H140ZM148 18L150 19V16H149ZM154 18L156 19V17H154ZM17 19H18V18H17ZM22 19H23V18H22ZM24 19H25V18H24ZM24 19H23V20H24ZM29 19H30V20H33L31 17H30ZM38 19H39V18H38ZM40 19H41V17H40ZM47 19L50 20V19H49V16L47 17ZM51 19H52V18H51ZM54 19H55V18H54ZM54 19H52V20H54ZM66 19H67V18H66ZM71 19H72V18H71ZM74 19H75V18H73V20H74ZM105 19H106V18H105ZM142 19H143V18H142ZM144 19H145V18H144ZM159 19H158V20H159ZM219 19H220V18H219ZM227 19H228V20H227ZM229 19H231L232 21L229 20ZM20 20H21V18H20ZM27 20H28V19H27ZM30 20H29V21H30ZM36 20H37V19H36ZM45 20H46V19H45ZM48 20H46V21H48ZM59 20H60V19H59ZM59 20H58V21H59ZM81 20H82V19H81ZM100 20H102V17H101ZM112 20H114V19H112ZM118 20H119V21H118ZM121 20H122V19H118V18H117V20L115 19L114 21H112V22H113V28L111 27L112 25H110L111 28L109 27L107 30H110V31H111V30H112V31H113V30H116L115 32L113 31L114 33H112V36H114V37H116V38H122V40H123V37H126V38H127L128 36H131L132 34H129V32H128V31H129V30H128V23H129V21H128L127 19H123V21H121ZM133 20H134V19H133ZM187 20H190V21H187ZM226 20H227V21H226ZM16 21H17V20H16ZM21 21H22V20H21ZM34 21H35V17H34ZM34 21H33V22H34ZM39 21H40V20H39ZM43 21H44V20H42V22H43ZM46 21H45V23H46ZM58 21H57V22H58ZM62 21H63V20H62ZM66 21H67V20H66ZM66 21H65V22H66ZM69 21H70V20H69ZM93 21H94V20H93ZM102 21H106V20H102ZM107 21H109L108 18H107ZM127 21H128V23H125V22H127ZM135 21H136V20H134V22H135ZM140 21H141V20H140ZM140 21H139V22H140ZM149 21H150V20H149ZM153 21H154V20H153ZM153 21H152V22H153ZM156 21H157V20H156ZM156 21H155V22H156ZM22 22H23V21H22ZM25 22H26V21H25ZM25 22H24V23H25ZM27 22H28V21H27ZM33 22H32V23H33ZM54 22H55V21H54ZM60 22H61V21H60ZM67 22H68V21H67ZM74 22H75V21H74ZM74 22H73V23H74ZM85 22H86V21H85ZM98 22H99V21H98ZM142 22H143V21H142ZM142 22H141V23H142ZM144 22H145V21H144ZM144 22H143V23H144ZM150 22H151V21H150ZM29 23H30V22H29ZM29 23H28V24H29ZM37 23H38V20H37ZM37 23H36V24H37ZM51 23H52V22H51ZM58 23H59V22H58ZM91 23H92V22H91ZM93 23H94V22H93ZM96 23H97V22H96ZM136 23H137V22H136ZM146 23H147V22H146ZM217 23H218V22H217ZM248 23H250V21H248ZM16 24H17V23H16ZM22 24H23V23H22ZM53 24H54V23H53ZM60 24H61V23H60ZM94 24H95V23H94ZM94 24H93V25H94ZM144 24H145V23H144ZM152 24H153V23H152ZM223 24H224V25H223ZM246 24H247V23H246ZM18 25H19V24H18ZM26 25H27V24H26ZM29 25L31 26V24H29ZM33 25H34V24H33ZM43 25H45V24H43ZM43 25H42V26H43ZM49 25H50V24H49ZM49 25H45V26H49ZM51 25H52V24H51ZM55 25H56V24H55ZM55 25H54V26H55ZM84 25H85V24H84ZM91 25H92V24H91ZM129 25H131V23H130ZM133 25H134V24H133ZM133 25H132V26H133ZM145 25H147V24H145ZM149 25H150V24H149ZM241 25H242V24H241ZM14 26H15V25H14ZM16 26H17V25H16ZM27 26H28V25H27ZM38 26H39V25H38ZM42 26H41V27H42ZM45 26H44V27H45ZM72 26H73V24H72ZM74 26H75V25H74ZM134 26H135V25H134ZM140 26H141V24L139 25V27H140ZM150 26H151V25H150ZM150 26H149V27H150ZM217 26H219V25H217ZM220 26H219V27H220ZM244 26H245V25H244ZM41 27H40V28H41ZM44 27H43V28H44ZM89 27H90V26H89ZM92 27H94V26H92ZM99 27H100V29L103 28V27H101V26H99ZM155 27L158 28L157 31H155V29H154ZM239 27H240V25H239ZM90 28H91V27H90ZM135 28H136V27H135ZM137 28H138V27H137ZM146 28H147V27H146ZM240 28H241V27H240ZM41 29H42V28H41ZM83 29H84V27H83ZM85 29H86V28H85ZM93 29H94V28H93ZM105 29H106V28H104V30H105ZM142 29H143V28H142ZM147 29H148V28H147ZM225 29H227V30H225ZM241 29H243V27H242ZM19 30H20V28H19ZM21 30H24V29H21ZM25 30H26V29H25ZM44 30H45V29H44ZM46 30H47V29H46ZM46 30H45V31H46ZM51 30H52L53 33H54V29H51ZM88 30H89V28H88ZM97 30H98V29H97ZM163 30H165L166 33H168V32L172 33L171 36H170V35H169V36H167V35L162 36L163 34H162V35L157 34V33L160 32V31L163 32ZM27 31H28V30H27ZM27 31H26V32H27ZM38 31H39V30H38ZM48 31H49V30H48ZM52 31H51V33H52ZM56 31H57V30H55V33H56ZM64 31H65V30H64ZM92 31H93V30H92ZM102 31H103V30H102ZM110 31H109V32H110ZM131 31H132V30H131ZM136 31H137V30H136ZM143 31H145V30H143ZM235 31H236V30H235ZM241 31H242V30H241ZM241 31H240V32H241ZM35 32H37V31H35ZM59 32H60V31H59ZM88 32H90V31H88ZM140 32H141V30H140ZM238 32H239V31H238ZM238 32H237V33H238ZM243 32H244V31H243ZM31 33L33 34L34 32L31 31ZM38 33H39V32H38ZM40 33H41V32H40ZM74 33H75V31H74ZM77 33H78V32H77ZM90 33H91V32H90ZM102 33H104V32H102ZM102 33H101V35H102ZM107 33H108V31H107ZM134 33H135V32H134ZM166 33H165V34H166ZM27 34H28V32H27ZM34 34H35V33H34ZM36 34H37V33H36ZM49 34H50V32H49ZM56 34H57V33H56ZM56 34H54V35H56ZM75 34H76V33H75ZM79 34H81V33H79ZM95 34H96V33H95ZM99 34H100V33H99ZM110 34H111V33H110ZM140 34H141V33H140ZM29 35H30V34H29ZM39 35H40V34H39ZM58 35H59V34H58ZM58 35H57V36H58ZM63 35H64V34H63ZM82 35H83V34H82ZM86 35H87V34H86ZM91 35H92V34H91ZM91 35H90V36H91ZM96 35H98V34H96ZM104 35H106V34H104ZM133 35H134V34H133ZM135 35H136V34H135ZM137 35H139L138 32H137ZM156 35H157V36H156ZM238 35H239V34H238ZM44 36H45V35H44ZM59 36H61V35H59ZM59 36H58V37H59ZM68 36H70V34H68ZM68 36L65 37V38H69ZM71 36H72V34H71ZM74 36H75V35H74ZM76 36H78V34H76ZM88 36H89V35H88ZM88 36H85V37H88ZM94 36H95V35H94ZM231 36H232V35H231ZM234 36H235V35H234ZM234 36H233V37H234ZM42 37H43V36H42ZM50 37H51V36H50ZM63 37H64V36H63ZM107 37H110V36L107 35ZM238 37H240V36H238ZM242 37H244V36H242ZM249 37H250V36H249ZM53 38H54V37H53ZM59 38H60V37H59ZM61 38H62V37H61ZM73 38H74V39H75V38L78 39L77 37H73ZM80 38H81V37H80ZM111 38H113V37H111ZM240 38H241V37H240ZM49 39H51V38H49ZM56 39H57V38H56ZM70 39H71V38H70ZM87 39H88V41H89V39H92V38H89V37H88ZM93 39H94V38H93ZM93 39H92V40H93ZM95 39H97V38H95ZM104 39H106V38H104ZM104 39L102 38L101 40H104ZM134 39H135V38H134ZM236 39H237V38H236ZM242 39H243V38H242ZM51 40H52V39H51ZM54 40H55V39H54ZM54 40H53V41H54ZM57 40H58V39H57ZM71 40H72V39H71ZM80 40H81V39H80ZM82 40H83V39H82ZM92 40H90V41H92ZM124 40H125V39H124ZM255 40H256V38H255ZM43 41H44V40H43ZM46 41H47V40H46ZM53 41H52V42H53ZM59 41L61 42V40H59ZM59 41H58V42H59ZM72 41H73V40H72ZM72 41H71V42H72ZM74 41H76V40H74ZM86 41H87V40H86ZM110 41H111V40H110ZM113 41H114V40H113ZM113 41H112V42H113ZM128 41H129V40H128ZM236 41H237V40H236ZM246 41H247V40H246ZM55 42H57V41H54L53 43H55ZM69 42H70V40L68 41V43H69ZM76 42L78 43V40H77ZM79 42H80V41H79ZM97 42H99V41H97ZM104 42H106V41H104ZM116 42H118V39H117ZM201 42H202V41H200V43H201ZM243 42H244V41H243ZM248 42H250V41H248ZM255 42H257V41H255ZM48 43H49V42H48ZM53 43H52V44H53ZM65 43H66V42H65ZM68 43H67V44H68ZM81 43H82V41H81ZM85 43H87V42H85ZM90 43H92V42H90ZM93 43H96V42H93ZM246 43H247V42H246ZM57 44H58V43H57ZM60 44H62V42H61ZM74 44H75V42H74ZM83 44H84V42H83ZM88 44H89V42H88ZM105 44H106V43H105ZM240 44H243V46H245V45H244L245 42H244V43H239V45H240ZM248 44H250V43H248ZM3 45H4V44H3ZM44 45H45V44H44ZM46 45H47V44H46ZM58 45H59V44H58ZM77 45H78V44H77ZM97 45H100V44H97ZM102 45H103V44H102ZM108 45H112V48L110 49V50H112L113 47H114V44H108ZM108 45H107V46H108ZM205 45H206V44H204V46H203V47H205L204 49L200 47L201 50H203V52H204V50L208 49V45H206V46H205ZM210 45H211V44H210ZM214 45H215V44H214ZM254 45H255V44H254ZM4 46H6V45H4ZM47 46H48V45H47ZM55 46H56V45H55ZM72 46H73V45H72ZM75 46H76V44H75ZM85 46H86V51H87V49H89V48H88L89 45H88V46L85 45ZM92 46H96V45H92ZM92 46H90V48L93 49ZM107 46H104V45H103L102 47H107ZM197 46H198V47H197ZM240 46H241V45H240ZM256 46H257V45H256ZM60 47H61V46H60ZM70 47H71V46H70ZM82 47H83V45H82ZM82 47H79V48H82ZM97 47H98V46H97ZM97 47H96V48H97ZM99 47H100V46H99ZM110 47H111V46H110ZM110 47H109V48H110ZM232 47H235V48H232ZM77 48H78V46H77ZM77 48H76V49H77ZM83 48H84V47H83ZM114 48H115V47H114ZM210 48H211V47H210ZM215 48H216V47H215ZM239 48H241V47H238V45H237V49H236V50H238ZM244 48H245V47H244ZM258 48H259V47H258ZM101 49H102V48H101ZM101 49H99V50H101ZM44 50H45V49H44ZM80 50H82V49H80ZM80 50H79V51H80ZM95 50H96V49H95ZM95 50H92V52L95 51ZM146 50H147V52H149V54H144V56H143L142 53H144V51H146ZM199 50H200V49H199ZM247 50H248V49H247ZM247 50H245V51H247ZM41 51H42V50H41ZM75 51H76V50H75ZM84 51H85V50H84ZM97 51H98V50H97ZM191 51H192V52H191ZM207 51H208V50H207ZM212 51H213V50H212ZM212 51H211V52H212ZM214 51H215V50H214ZM219 51H218V52H219ZM243 51H244V50H243ZM49 52H50V51H49ZM77 52H78V51H77ZM90 52H91V51H90ZM107 52H109V51H107ZM198 52H199V51H198ZM211 52H210V53H211ZM228 52H230V55H229ZM236 52H237V51H236ZM238 52H239V51H238ZM240 52L242 53L241 50H240ZM247 52H248V51H247ZM256 52H257V51H256ZM35 53H36V51H35ZM51 53H52V52H51ZM78 53H80V52H78ZM83 53H84V52H83ZM85 53H86V52H85ZM87 53H88V51H87ZM93 53H94V52H93ZM98 53H99V52H98ZM98 53H96V54H98ZM116 53H117V54H116ZM118 53H119V54H118ZM200 53H201V51H200ZM204 53H205V52H204ZM210 53H209V55H210ZM41 54H42V53H41ZM53 54H54V56H55V53H53ZM53 54H52V55H53ZM81 54H82V53H81ZM89 54H90V53H89ZM101 54H102V53H101ZM141 54H142V55H141ZM183 54H184V53H183ZM211 54H212V56H213V58H214V56H215L214 54H216V53H215V52H212ZM235 54H236V53H235ZM249 54H251V53H249ZM252 54H254V53H252ZM35 55H36V54H35ZM37 55H38V54H37ZM37 55H36V56H37ZM52 55H51V56H52ZM73 55H74V54H73ZM78 55H79V54H78ZM78 55H77V56H78ZM84 55H85V54H84ZM84 55H83V56H84ZM91 55H92V54H91ZM94 55H95V53H94ZM94 55H93V58H94ZM115 55H116V57H115ZM140 55H141V56H140ZM181 55H182V54H181ZM219 55H220V54L216 55L215 57L218 58ZM222 55H223V54H222ZM237 55H238V54H237ZM40 56H41V55H40ZM54 56H53V57H54ZM68 56H70V55H68ZM89 56H90V55H89ZM185 56H186V53H185ZM212 56H211V57H212ZM240 56H241V55H240ZM240 56H239V57H240ZM242 56L245 57V56H244V53H243ZM250 56H251V55H250ZM1 57H2V56H1ZM75 57H76V56H75ZM79 57H80V56H79ZM81 57H82V56H81ZM81 57H80V58H81ZM85 57H88V56L86 55ZM100 57H101V56H100ZM183 57H184V56H183ZM203 57H204V54H203ZM203 57H202V58H203ZM220 57H221V56H220ZM251 57H252V56H251ZM251 57H250V58L248 57V58L251 59ZM255 57H256V56H255ZM257 57H258V56H257ZM47 58H49V56H48ZM70 58H71V57H70ZM80 58H79V59H80ZM82 58H83V57H82ZM90 58H91V56H90ZM97 58H98V57H97ZM120 58H121V57H120ZM122 58H121V59H122ZM165 58H166V59H169V60L171 59V61L166 62V63H168L169 66H170V63H171V62H172L173 64L176 62V63H175V65L177 66L176 68L171 67V66L168 67V68H171L170 70H171L172 72L170 71V73H166V74H164L163 76H159V77H155V78L153 77L154 79L151 78V75H150V77H146V78H144V82L146 81L145 79H148V80H149V84L146 83L147 85H146L145 87H141V86L144 85L143 82H142L143 85H139V86H138L137 84H134V81H137V80H136L137 77L134 76V79H135V80L133 81V80L131 79V77L133 78V76H132L133 73H132L131 71H129V69H131V68H132V69H133V68H138V69H139V67L142 66L140 63L143 62V64L146 65V62H147V61H148V62H149V61H150V62H153V63H151V64H147V65H151V66H152V65H153V66H154V65H157V66L159 67V65H158V63H159V64L161 65V67H162L163 65H166V64H164V59H165ZM217 58H215V59H217ZM240 58H241V57H240ZM253 58H254V57H252V59H253ZM63 59L65 60V59H66V56L63 57ZM76 59H78V58H76ZM79 59H78V60H79ZM188 59H189V58H188ZM194 59H195V57H194ZM237 59H238V58H237ZM254 59H255V58H254ZM254 59H253V61H254ZM41 60H43V59L41 58ZM64 60H63V61H64ZM73 60H75L74 56H73V59H70L69 61L72 62ZM85 60L87 61V59H85ZM91 60H92V59H91ZM93 60L97 61L96 59H93ZM119 60H120V59H119ZM199 60H200V59H199ZM221 60H222V59H221ZM244 60H246V57H245ZM244 60H243V61H244ZM69 61H68V62H69ZM81 61L84 62V60H82V59H81ZM173 61H174V62H173ZM205 61H207V60H205ZM235 61H236V60H235ZM237 61H239V60H237ZM250 61L252 62V60H250ZM43 62H44V61H43ZM46 62H47V60H46ZM46 62H44V63L46 64ZM49 62H50V61H49ZM49 62H48V64H49ZM74 62H76V61H74ZM83 62H81V63H83ZM88 62H89V61H88ZM144 62H145V63H144ZM192 62H193V61H192ZM194 62H197V61H194ZM248 62H249V61H248ZM248 62H247V63L245 62V64H252V63H248ZM257 62H258V61H257ZM2 63H3V61H2ZM31 63H32V62H31ZM33 63H34V62H33ZM44 63H43V64H44ZM117 63H118V62H117ZM189 63H190V64H189ZM201 63H202V62H197V63H196V65L198 66V69H199V70H200L199 65H200ZM206 63H208V62H206ZM212 63H213V62H212ZM239 63H240V64H239ZM4 64H5V63H4ZM4 64H3V65H4ZM19 64H20V63H19ZM76 64H78V63H75V65H76ZM79 64H80V63H79ZM85 64H86V63H85ZM89 64H90V63H89ZM89 64H88V65H89ZM91 64H92V62H91ZM93 64H94V63H93ZM173 64H171V65H173ZM179 64L181 65V67L179 66V68H178V65H179ZM192 64H194V63H192ZM255 64H256V63H255ZM1 65H2V64H1ZM40 65H41V67H44V66H42V64H39V66H40ZM50 65H52V64H50ZM50 65H49V66H50ZM68 65H69V63H68ZM82 65H83V64H82ZM86 65H87V64H86ZM88 65H87V66H88ZM95 65H98V64L95 63L94 66H95ZM100 65H101V64H100ZM121 65H122V63H121ZM147 65H146V67L144 66V69L148 67ZM168 65H167V66H168ZM37 66H38V65H37ZM49 66H48V67H49ZM66 66H67V65H66ZM69 66H70V65H69ZM69 66H67V68H70ZM79 66H80V65H79ZM91 66H93V65H91ZM167 66H165V67L163 66V67L166 68ZM200 66L202 67V65H200ZM253 66H254V65H253ZM255 66H256V65H255ZM33 67H34V66H33ZM35 67H36V66H35ZM46 67H47V66H46ZM64 67H65V66H64ZM163 67H162V68H163ZM194 67H195V66H194ZM257 67H258V66H257ZM1 68H2V67L0 66V69H1ZM37 68H38V67H37ZM75 68H77V67H75ZM84 68H85V67H84ZM86 68H87V67H86ZM89 68H90V67H88V69H89ZM95 68H97V67H95ZM149 68H150V67H149ZM162 68H161V69H162ZM209 68H210V67H208V71L210 70ZM251 68H252V67L250 66V69H251ZM258 68H259V67H258ZM33 69H34V68H33ZM35 69H36V68H35ZM38 69H39V68H38ZM44 69H45V67H44ZM44 69H43V70H44ZM72 69H74V68L72 67ZM77 69H78V68H77ZM90 69H91V68H90ZM90 69H89V70H90ZM98 69H99V68H98ZM100 69H101V68H100ZM138 69H136V70L138 71ZM150 69H151V68H150ZM157 69H158V68H157ZM183 69H187V68H183ZM190 69H191V68H190ZM195 69H196V68H195ZM211 69H212V68H211ZM40 70H41V69H40ZM47 70H48V69H47ZM47 70H46V71H47ZM67 70H68V69H67ZM92 70H93V69H92ZM103 70H106V69H103ZM103 70H101V71H103ZM145 70H146V69H145ZM151 70H152V69H151ZM162 70H163V69H162ZM162 70H161V71H162ZM167 70H168V69H167ZM173 70H174V71H173ZM196 70H197V69H196ZM215 70H216V69H215ZM218 70H219V71H218ZM245 70H246V68H245ZM258 70H259V69H258ZM41 71H42V70H41ZM41 71H39V73H40ZM61 71H63V70L61 69ZM61 71H60V72H61ZM79 71H80V69H79ZM108 71H109V70H108ZM108 71H106V72L103 71V72H105V73L107 74ZM132 71H133V70H132ZM157 71H158V70H157ZM181 71H182V70H181ZM192 71H195V70L193 69ZM192 71H191V72H192ZM202 71H203V70H202ZM202 71L200 70L199 73H201ZM204 71H205V69H204ZM210 71H211V70H210ZM30 72H31V71H30ZM37 72H38V70H36V73H37ZM43 72H44V71H43ZM56 72H58V70H57ZM68 72H69V71H68ZM75 72H76V71H75ZM82 72H84V76L81 75L80 72H76L75 74L80 73V75L83 76V79H85V78H84L85 75H86L85 72L87 73V71H82ZM88 72H89V71H88ZM90 72H92V71H90ZM98 72H99V71H97V73H98ZM133 72H134V71H133ZM165 72H166V70H165ZM168 72H169V71H168ZM174 72H175V73H174ZM184 72H186V71L184 70ZM191 72H190V73H191ZM195 72H197V71H195ZM248 72H249V71H248ZM1 73H2V72H0V74H1ZM31 73H32V72H31ZM39 73H38V74H39ZM45 73H47V72H45ZM54 73H55V72H54ZM62 73L65 74V72H62ZM62 73H60V74H62ZM73 73H74V72H73ZM73 73H72V74H73ZM92 73H93V72H92ZM92 73H90V74H92ZM97 73H96V74H97ZM135 73H137V72H135ZM139 73H143V71L141 72V71L139 70ZM148 73H149V72H148ZM188 73H189V72H188ZM190 73H189V74H190ZM204 73H205V72H204ZM212 73H213V75H214L215 72H212ZM229 73H228V74H229ZM236 73H237V72H236ZM241 73H242V72H241ZM250 73H252V72H250ZM9 74H10V73H9ZM9 74H6V75H9ZM11 74H13V73H11ZM38 74H37V76H38ZM87 74H89V73H87ZM90 74H89V75H90ZM137 74H138V73H137ZM137 74H136V75H137ZM143 74H144V73H143ZM149 74H151V73H149ZM155 74H156V72H155ZM162 74H163V73H162ZM179 74H181V73H179ZM182 74H183V73H182ZM191 74H192V73H191ZM201 74H202V73H201ZM215 74H216V73H215ZM238 74H239V73H238ZM246 74H247V73H246ZM248 74H249V73H248ZM253 74H254V73H253ZM259 74H260V73H259ZM1 75L3 76V73H2ZM1 75H0V76H1ZM33 75H34V78H35L36 75H35V74H33ZM42 75H43V74H42ZM49 75H50V72H49ZM52 75H54V74L52 73L50 76L52 77ZM65 75H66V74H65ZM65 75H64V76H65ZM73 75H74V74H73ZM78 75H79V74H78ZM80 75H79V76H80ZM92 75H94V74H92ZM140 75L142 76V74H140ZM140 75H139V78H141ZM160 75H161V74H160ZM186 75H187V74H186ZM186 75H185V76H186ZM194 75L196 76V74H194ZM197 75H198V73H197ZM230 75H231V74H230ZM236 75H237V74H236ZM240 75H241V74H240ZM249 75H250V74H249ZM256 75H258V74H256ZM256 75H255V76H256ZM40 76H41V75H40ZM47 76H48V75L46 74V77H47ZM56 76H57V74H56ZM58 76H59V74H58ZM64 76H62V77H64ZM70 76H72V75H70ZM70 76H68V78H69ZM79 76H78V77H79ZM86 76H87V75H86ZM95 76H96V75H95ZM143 76H144V75H143ZM156 76H157V74H156ZM206 76H207V75H206ZM208 76H209V75H208ZM242 76H243V75H242ZM4 77H5V76H4ZM28 77H29V75H28ZM28 77H27V78H28ZM32 77H33V76H32ZM32 77H30V79H31ZM38 77H39V76H38ZM41 77H42V76H41ZM44 77H45V75H44ZM53 77H55V75H54ZM189 77H191V76H189ZM210 77H211V76H210ZM215 77H216V76H215ZM235 77H236V76H235ZM250 77H251V76H250ZM7 78H8V76H7ZM49 78H50V77H49ZM49 78H48V80H49ZM57 78H59V77H57ZM70 78H72V77H70ZM70 78H69V79H70ZM75 78H76V77H75ZM75 78H74V79H75ZM150 78H151V79H150ZM176 78H177V77H176ZM176 78H175V79H176ZM239 78H240V77H239ZM243 78H245V77H243ZM243 78H242V79H243ZM254 78H255V77H254ZM257 78H258V77H256V79H257ZM261 78H262V77H261ZM1 79H2V78H1ZM1 79H0V80H1ZM5 79H6V78H5ZM42 79H43V77H42ZM42 79H41V80H42ZM44 79H45V78H44ZM44 79H43V82H45ZM78 79H80V78H78ZM78 79H77V80H78ZM89 79H90V78L88 77L87 80L89 81ZM185 79H186V78H185ZM193 79H194V78H193ZM202 79H204V78H202ZM209 79H210V78H209ZM237 79H238V78H237ZM259 79H260V77H259ZM262 79H263V78H262ZM2 80H3V79H2ZM25 80H26V79H25ZM28 80H29V79H28ZM36 80H37V78H36ZM46 80H47V79H46ZM51 80H52V79L50 78L49 82H50ZM53 80H54V79H53ZM61 80H62V79H61ZM71 80H72V79H71ZM71 80H70V81H71ZM87 80H86V81H87ZM90 80H91V79H90ZM92 80H93V79H92ZM150 80H151V81H150ZM177 80H178V79H177ZM187 80H188V79H187ZM187 80H186V81H187ZM190 80H191V79H190ZM212 80L214 81L215 79H212ZM247 80H249V79H247ZM247 80L244 82L245 84L247 83ZM4 81H5V80H4ZM6 81H7V80H6ZM33 81H34V80H33ZM38 81H39V80H38ZM38 81H37V82H38ZM55 81H56V80H55ZM62 81L64 82V80H62ZM86 81H85V83H86ZM201 81H202V80H201ZM208 81H211V80H208ZM239 81H240V80H239ZM251 81H252V80H251ZM261 81H262V80H261ZM261 81H260V83H261ZM8 82H9V81H8ZM22 82H23V81H22ZM24 82H25V81H24ZM27 82H28V81H27ZM27 82H26V84H27ZM30 82H31V81H30ZM37 82H36V83H37ZM46 82H47V81H46ZM51 82H52V81H51ZM63 82H62V83H63ZM73 82H74V81H73ZM146 82H147V81H146ZM162 82H164V84L166 83V84H165V85H166L165 88H162V85H164ZM177 82H178V81H177ZM181 82H183V81H181ZM181 82H180V83H181ZM204 82H205V81L201 82V84L204 83ZM254 82H255V81H254ZM0 83H1V82H0ZM6 83H7V82H6ZM39 83H40V82H39ZM60 83H61V82H60ZM62 83H61V84H62ZM65 83L67 84L68 81H65ZM82 83H83V82H82ZM85 83H84V84H85ZM90 83H92V82H90ZM135 83H136V82H135ZM158 83L161 84V85L158 86ZM187 83H188V82H187ZM187 83H186V82L183 83L184 87H185V84H187ZM195 83H197L196 86H198V82H195ZM205 83H206V82H205ZM244 83H243V84H244ZM263 83H264V82H263ZM8 84H9V83H8ZM11 84H12V83H11ZM19 84H20V83H19ZM30 84H31V83H30ZM41 84H43V83L41 82ZM53 84H56V83H53ZM53 84H50V85H53ZM140 84H141V83H140ZM188 84H189V83H188ZM245 84H244V85H245ZM257 84H258V83H257ZM257 84H256V85H257ZM2 85H3V84H2ZM5 85H6V84H5ZM14 85H15V84H14ZM16 85H17V84H16ZM16 85H15V86H16ZM34 85H35V83H34ZM73 85H75V83H74ZM78 85H79V84H78ZM178 85H179V84H178ZM190 85H191V83H190ZM204 85H205V84H204ZM247 85H248V84H247ZM258 85H259V84H258ZM3 86H4V85H3ZM8 86H9V85H7V87H8ZM11 86H12V85H11ZM21 86H24V85H21ZM27 86H29V85H27ZM32 86H33V85H32ZM32 86H31V87H32ZM37 86H38V84H37ZM42 86H43V85H42ZM45 86H46V85H45ZM65 86H67V85H65ZM79 86H80V85H79ZM199 86H200V85H199ZM245 86H246V85H245ZM253 86H254V85H253ZM260 86H262V85H260ZM7 87H6V88H7ZM12 87H13V86H12ZM12 87H11V88H12ZM47 87H48V86H47ZM47 87H46V89H45V92H46V90H47ZM54 87H55V86H54ZM68 87H69V86H68ZM75 87H76V85H75ZM85 87H86V85H85ZM85 87H84L83 89H86L88 86H87L86 88H85ZM180 87H181V86H180ZM180 87H179V88H180ZM186 87H187V86H186ZM193 87H194V86H193ZM205 87H206V86H205ZM1 88H2V87H1ZM9 88H10V87H9ZM22 88H23V87H22ZM25 88H26V87H25ZM33 88H36V87H33ZM49 88H50V86H49ZM69 88H70V87H69ZM90 88H91V85H90ZM113 88L116 90V92L113 90ZM160 88H162V89H160ZM182 88H183V86H182ZM191 88H192V85H191ZM196 88H197V87H196ZM248 88H249V87H248ZM258 88H259V87H258ZM7 89H8V88H7ZM19 89H20V88H19ZM37 89H38V88H37ZM57 89H58V88H56V90H57ZM63 89H65V87H64ZM67 89H68V88H67ZM78 89H79V88H78ZM119 89H121L120 92H119ZM184 89H186V88H184ZM189 89H190V86H189ZM200 89H203V88H200ZM200 89H199V90H200ZM249 89H250V88H249ZM255 89H256V87H255ZM255 89H254V90H255ZM2 90H4V88H3ZM5 90H6V89H5ZM13 90H14V89H13ZM17 90H18V89H17ZM29 90H30V89H29ZM43 90H44V89H43ZM75 90H77V89H75ZM81 90H82V89H81ZM87 90L89 91V89H87ZM186 90H187V89H186ZM196 90H197V89H196ZM240 90H241V89H240ZM240 90H239V91H240ZM23 91H24V90H23ZM30 91H31V90H30ZM32 91H33V90H32ZM32 91H31V92H32ZM36 91H37V90H36ZM49 91H50V90H49ZM52 91H53V90L51 89V92H52ZM54 91H55V89H54ZM59 91H60V90H59ZM88 91L86 92L87 95H85L84 93H83V94H84L85 96H87L89 99H93V97L91 98V96L88 95ZM93 91H94V90H93ZM221 91H222V90H221ZM228 91H229V90H228ZM241 91H242V90H241ZM247 91H248V90H247ZM0 92H1V91H0ZM13 92H15V91H13ZM21 92H22V90H21ZM21 92H20V93H21ZM34 92H35V91H34ZM39 92H40V91H39ZM61 92L64 93L63 90H61ZM72 92H73V91H72ZM80 92H81V91H80ZM80 92H79V93H80ZM89 92H92L91 89H90ZM100 92H101V91H100ZM172 92H173V91H171L170 93H172ZM177 92H178V91H177ZM186 92H187V91H186ZM186 92H185V93H186ZM200 92H201V91H200ZM231 92H232V91H231ZM233 92H236V91H233ZM243 92H244V89H243ZM3 93H4V92H3ZM3 93H2V94H3ZM16 93H17V92H16ZM22 93H23V92H22ZM27 93H28V92H27ZM32 93H33V92H32ZM41 93H42V92H41ZM41 93H40V94H41ZM46 93H48V92H46ZM46 93H45V95H46ZM55 93H56V92H55ZM65 93H66V92H65ZM101 93H102V92H101ZM139 93L137 94L138 96H136V97H139V96H140ZM160 93H159V94H160ZM165 93H166V91L164 92V94H165ZM179 93H180V92H179ZM187 93H189V92H187ZM198 93H199V91H198ZM221 93H222V92H221ZM261 93H262V90H261ZM263 93H264V92H263ZM0 94H1V93H0ZM5 94H6V93H5ZM11 94H12V93H11ZM24 94H26V92H25ZM42 94H43V93H42ZM42 94H41V96H42ZM51 94H52V93H51ZM53 94H54V92H53ZM57 94H58V93H56V95H57ZM80 94H81V93H80ZM92 94H96V93H92ZM98 94H99V93H98ZM102 94H103V93H102ZM109 94H111V93H109ZM174 94H176V93H174ZM183 94H184V93H183ZM216 94H217V96H218V93H216ZM232 94H233V93H232ZM235 94H236V93H235ZM237 94H238V93H237ZM239 94H240V93H239ZM239 94H238V95H239ZM241 94H242V93H241ZM241 94H240V95H241ZM253 94H254V93H253ZM258 94H259V93H258ZM15 95H16V94H15ZM33 95H34V94H33ZM33 95H32V96H33ZM60 95L62 96V94H60ZM100 95H101V94H100ZM100 95H99V96H100ZM161 95H162V94H161ZM179 95H181V94H179ZM184 95H185V94H184ZM213 95H214V94H213ZM220 95H221V94H220ZM220 95H219V97H220ZM229 95H230V94H229ZM254 95H255V94H254ZM2 96H3V95H2ZM22 96H23V95H22ZM29 96H31V95L29 94ZM41 96H40V97H41ZM47 96H49V95H47ZM50 96H51V95H50ZM54 96H55V95H54ZM58 96H59V94H58ZM61 96H59V97H61ZM70 96H71V93H70ZM82 96H83V95H82ZM95 96H96V95H95ZM104 96H106V95H104ZM108 96H109V95H108ZM159 96H160V95H159ZM162 96H163V95H162ZM173 96H174V95H173ZM181 96H182V95H181ZM181 96H180V97H181ZM189 96H190V95H189ZM233 96H235V95H233ZM252 96H253V95H252ZM252 96H251V97H252ZM257 96L259 97V95H257ZM257 96L255 95L256 98H257ZM11 97H12V96H11ZM14 97H15V96H14ZM19 97H20V95H19ZM25 97H26V96H25ZM65 97H66V99H67V96H65ZM79 97H80V96H79ZM101 97H102V96H101ZM110 97H106V98L110 99ZM182 97H183V96H182ZM185 97H186V96H185ZM215 97H216V96H215ZM219 97H217V98H219ZM226 97H227V96H226ZM228 97H229V96H228ZM236 97H237V96H236ZM1 98H2V97H1ZM3 98H4V97H3ZM17 98H18V97H17ZM20 98H21V97H20ZM37 98H39V97L37 96ZM37 98H35V100H36ZM73 98H74V96H73ZM75 98H76V97H75ZM75 98H74V99H75ZM82 98H83V97H82ZM95 98H96V97H95ZM117 98H118V97H117ZM117 98H116V99H117ZM124 98H125V97H124ZM124 98H123V99H124ZM134 98H135V97H134ZM212 98L214 99V96H213ZM212 98H211V99H212ZM221 98H223L222 95H221ZM233 98H235V97H233ZM233 98H232V99H233ZM240 98H241V97H240ZM242 98H243V96H242ZM256 98H252V99H256ZM22 99H23V98H22ZM31 99H34V98H31ZM31 99H30V100H31ZM39 99H40V98H39ZM69 99H70V98H69ZM85 99H86V98H85ZM104 99H105V98H104ZM104 99H103V100H104ZM114 99H115V98H114ZM114 99H111V101L108 100V102H107V106H110V107L113 108V109H112V113L110 114V115H112V117L109 119L108 124L110 123V121H112V122L110 123L111 125L109 124L110 126L108 125L109 129L107 128V130H106L107 132H110V134H111L112 131H113V132L116 131V130H119V131H120L121 127L118 126V124H117V120H121V119H118L116 116H118L119 114H121V115L123 116L122 113H120L119 111H117L116 106H114V105H117V103H118L117 100H118V99H117V100H116V99L114 100ZM125 99H126V98H125ZM129 99H130V98H129ZM135 99H136V98H135ZM165 99H166V98H165ZM165 99H163V100H164V103L167 101V100H165ZM170 99H171V97H170ZM188 99H189V98H188ZM223 99H225V98H223ZM238 99H239V98H237V100H238ZM246 99H247V98H246ZM258 99H259V98H258ZM3 100H4V99H3ZM3 100H2V101H3ZM71 100H72V98H71ZM78 100H79V99H78ZM82 100H83V99H82ZM99 100H100V99H99ZM101 100H102V99H101ZM105 100H106V99H105ZM119 100H120V98H119ZM119 100H118V101H119ZM137 100H138V98H137ZM141 100H143V99H141ZM173 100H174V99H173ZM173 100H172V101H173ZM182 100L184 101V99H182ZM186 100H187V98H186ZM214 100H215V99H214ZM227 100H228V99H227ZM229 100H230V99H229ZM237 100H235V102L238 103ZM243 100H244V98H243ZM259 100H260V99H259ZM2 101H1V102H2ZM16 101H17V100H16ZM22 101H23V100H22ZM27 101H28V100H27ZM27 101H26V102H27ZM36 101H37V100H36ZM45 101H46V100H45ZM83 101H84V100H83ZM93 101H96V100L93 99L91 102H93ZM126 101H128V100H126ZM126 101H125V103H126ZM253 101H254V100H253ZM262 101H264V100L262 99ZM4 102H5V101H4ZM14 102H15V101H14ZM14 102H13V103H14ZM41 102H42V101H41ZM68 102H70V101H68ZM88 102H89V101H88ZM88 102H86V100H85V102H84V103H85V106L87 105ZM91 102H89V104H90ZM99 102H100V101H99ZM119 102H121V101H119ZM128 102H129V101H128ZM130 102H131V101H130ZM130 102H129V103H130ZM132 102H133V101H132ZM132 102H131V103H132ZM140 102H141V101H140ZM167 102H168V101H167ZM167 102H166V103H167ZM169 102H171V101L169 100ZM184 102H185V101H184ZM218 102H219V101H218ZM223 102H224V101H223ZM229 102H230V101H229ZM231 102H233V101H231ZM235 102H233V103H235ZM241 102H242V101H241ZM8 103H9V101H8ZM16 103L18 104V101H17ZM23 103H24V102H23ZM34 103H35V101H34ZM34 103H33V104H34ZM42 103H43V102H42ZM42 103H41V104H42ZM44 103H45V102H44ZM77 103H78V102H77ZM96 103H97V102H96ZM122 103H123V102H122ZM134 103H136V101H135ZM141 103L143 104L144 102H141ZM141 103H140V104H141ZM164 103H162V104H164ZM181 103H182V102H181ZM220 103H221V101H220ZM261 103H262V102H261ZM263 103H264V102H263ZM10 104H11V103H10ZM10 104H9V105H10ZM14 104H15V103H14ZM19 104H20V103H19ZM33 104H32V105H33ZM35 104H36V103H35ZM35 104H34V106H35ZM37 104H38V103H37ZM37 104H36V105H37ZM80 104H81V100H80ZM92 104H93V103H92ZM92 104H91V106H92ZM101 104L103 105L104 102L101 103ZM119 104H120V103H119ZM123 104H124V103H123ZM140 104H139V105H140ZM142 104H141V105H142ZM172 104H173V103H172ZM175 104H177V103H175ZM182 104H183V103H182ZM192 104H193V103H192ZM194 104H195V103H194ZM239 104H240V103H239ZM257 104H258V102H257ZM28 105H29V104H28ZM47 105H48V104H47ZM73 105L75 106V108L77 107V106L75 105L74 102H73ZM77 105H78V104H77ZM81 105H82V104H81ZM99 105H100V104H99ZM99 105H98V106H99ZM102 105H101V106H102ZM120 105H121V104H120ZM124 105H125V104H124ZM127 105H128V104H127ZM129 105H130V104H129ZM129 105H128V106H129ZM136 105H138V104H136ZM141 105H140V106H141ZM169 105H171V104H169ZM187 105H188V104H187ZM190 105H191V104H190ZM197 105H198V104H197ZM237 105H238V104H237ZM243 105H244V104H243ZM246 105H247V104H246ZM249 105H250V104H249ZM23 106H24V105H23ZM43 106H44V108H47V106L45 107L44 104H43ZM48 106H49V105H48ZM113 106H114V107H113ZM133 106H135V105H133ZM140 106L138 107L139 110H140ZM163 106H164V105H163ZM174 106H175V107H178V108H181V107H180V103H179V105H174ZM181 106H182V105H181ZM188 106H189V105H188ZM193 106H195V105H193ZM247 106H248V105H247ZM2 107H3V106H2ZM9 107H10V106H9ZM11 107H12V106H11ZM20 107H21V106H20ZM24 107H25V106H24ZM28 107H29V106H28ZM39 107L41 108V105H40ZM39 107H38V108H39ZM52 107H53V106H52ZM83 107H84V106H83ZM83 107H81V108L83 109ZM89 107H90V106H89ZM92 107H93V106H92ZM92 107H91V108H92ZM110 107H109V109H111ZM124 107H125V106H124ZM130 107H132V104H131ZM240 107H241V105H240ZM31 108H32V106H31ZM35 108L37 109V107H35ZM35 108H34V109H35ZM50 108H51V107H50ZM81 108H80V109H79V108H76V109L81 110ZM87 108H88V107H87ZM101 108H102V107H101ZM119 108H120V106L118 107V110H120ZM121 108H122V107H121ZM186 108H187V107H186ZM188 108H190V107H188ZM191 108H192V107H191ZM191 108H190V109H191ZM217 108H218V107H217ZM217 108H216V109H217ZM220 108H221V107H220ZM27 109H28V108H27ZM52 109H53V108H52ZM89 109H90V108H89ZM94 109H95V108H94ZM94 109H93V110H94ZM109 109H108V110H109ZM125 109L127 110L128 108L125 107ZM135 109H136V108H135ZM135 109H133V110H135ZM142 109H143V107H142ZM144 109H145V108H144ZM216 109H215V110H216ZM247 109H248V107H247ZM4 110H5V109H3V112H4ZM9 110H11V109H9ZM12 110H14V109H12ZM19 110H20V109H19ZM19 110H18V111H19ZM21 110H22V109H21ZM21 110H20V111H21ZM29 110H30V109H29ZM84 110H86V108H84ZM91 110H92V109H91ZM96 110H97V109H96ZM100 110H101V109H100ZM122 110H124V109H122ZM130 110H131V109H130ZM173 110H174V109H173ZM179 110H180V109H179ZM187 110H189V109H187ZM251 110H252V109H251ZM251 110H250V112H251ZM263 110H264V109H263ZM23 111L25 112V113H24V112H23V113L26 115V111H25V109H24ZM45 111H46V110H45ZM48 111H49V110H48ZM86 111H87V113H88V112L90 113V110H86ZM86 111H85V113H86ZM97 111H98V110H97ZM109 111H110V110H109ZM128 111H129V110H128ZM213 111H214V110H213ZM213 111H212V112H213ZM218 111H219V110H218ZM220 111H221V110H220ZM0 112H2V111H0ZM12 112H13V111H12ZM98 112H99V111H98ZM122 112H124V111H122ZM130 112H131V111H130ZM167 112H168V111H167ZM181 112H182V111H181ZM187 112H188V111H187ZM208 112H209V111H208ZM222 112H223V111H222ZM224 112H225V110H224ZM6 113H7V111H6ZM35 113H36V112H35ZM76 113H78V112H76ZM80 113H81V112H79V114H80ZM83 113H84V112H83V110H82V113H81V114H83ZM91 113H92V112H91ZM94 113H95V112H94ZM106 113H107V111H106ZM188 113H189V112H188ZM206 113H207V112H206ZM206 113H204V114H206ZM260 113H263V112H260ZM13 114H14V113H13ZM20 114H22V113H20ZM73 114H75V113H73ZM108 114H109V113H108ZM125 114H126V113H125ZM125 114H124V115H125ZM166 114H167V113H166ZM178 114H179V113H178ZM178 114H177V115H178ZM181 114H182V113H181ZM183 114H186V112L183 113ZM219 114H220V113H218V115H219ZM221 114H222V113H221ZM221 114H220V115H221ZM226 114H227V113H226ZM236 114H237V113H236ZM241 114H242V113H241ZM241 114H239V115L241 116ZM15 115H16V117H17V113H15ZM32 115H34V114H32ZM46 115H47V114H46ZM83 115H84V114H83ZM85 115H86V114H85ZM87 115H88V116H91L92 114H91V115L87 114ZM93 115H94V117L96 116L95 118L98 117V118L100 119V117H101V116H99V115H97V114H93ZM102 115H103V114H102ZM104 115H105V114H104ZM115 115H116V116H115ZM126 115H128V113H127ZM129 115H130V114H129ZM132 115H133V114H132ZM188 115H189V114H188ZM190 115H191V114H190ZM207 115H208V113H207ZM212 115L215 116L216 113L214 112V114H212ZM212 115H210V116H212ZM222 115H223V114H222ZM231 115H232V114H231ZM3 116H4V115H3ZM13 116H14V115H13ZM76 116H77V115H76ZM80 116H81V115H80ZM142 116H143V114H142ZM9 117H10V116H9ZM9 117H8V118H9ZM34 117L36 118V120H41V119H42V118H41L42 116H40L39 113H38V114L36 113ZM77 117H78V116H77ZM82 117H83V116H82ZM91 117H92V116H91ZM91 117H90V118H91ZM123 117H125V116H123ZM164 117H165V115H164ZM164 117H162V119H163ZM187 117H188V116H187ZM189 117H190V116H189ZM235 117H236V116H235ZM43 118H44V117H43ZM73 118H74V117H73ZM79 118H80V117H79ZM83 118H84V117H83ZM83 118H82V119L80 118V121L83 120ZM86 118L88 119V117H86ZM86 118H85V120H86ZM95 118H94V119H95ZM126 118H129V117L126 116ZM126 118H124L123 120L118 121V122H119L120 124L122 123V126H124V124H126V123L128 124V123H129L128 120H131V119L126 120ZM142 118H143V117H142ZM178 118H179V117H178ZM180 118H181V117H180ZM1 119H4V118H1ZM5 119H6V118H5ZM13 119H14V118H13ZM13 119H12V120H13ZM15 119H17V118H15ZM63 119H64V118H63ZM92 119H93V117L91 118V120H92ZM94 119H93V120H94ZM106 119H107V117H106ZM167 119H168V118H167ZM167 119H165V120H167ZM183 119H184V118H183ZM183 119H182V120H183ZM230 119H231V118H230ZM230 119H229V120H230ZM234 119H235V118H234ZM10 120H11V119H10ZM22 120H23V119H22ZM28 120H29V119H28ZM43 120H44V119H43ZM46 120H47V119H46ZM66 120H67V118H66ZM76 120H77V119H76ZM78 120H79V119H78ZM113 120H115V121L113 122ZM163 120H164V119H163ZM163 120H162V121H163ZM169 120H170V119H169ZM169 120H168V122H169ZM179 120H180V119H179ZM184 120H186V119H184ZM247 120H248V119H247ZM250 120H251V119H250ZM1 121H2V120H1ZM16 121H17V120H16ZM30 121H31V120H30ZM44 121H45V120H44ZM96 121H97V120H96ZM96 121H95V122H96ZM104 121H105V120H104ZM162 121H161V123H162ZM173 121H175V120H173ZM231 121H232V120H231ZM5 122H6V121H5ZM11 122H12V121H10V123H11ZM13 122H14V121H13ZM35 122H36V121H35ZM92 122H93V121H92ZM92 122H91V123H92ZM95 122H93V123H95ZM102 122H103V121H102ZM105 122H106V121H105ZM130 122H131V121H130ZM176 122H178V121H176ZM181 122H182V121H181ZM181 122H180V124H181ZM240 122H241V121H240ZM3 123H4V121H3ZM8 123H9V122H8ZM10 123H9V124H10ZM32 123H33V122H32ZM41 123H42V122H41ZM43 123H44V122H43ZM45 123H47V121H46ZM78 123H80V122H78ZM81 123H83V122H81ZM97 123H98V121H97ZM97 123H96V124H97ZM158 123H159V122H158ZM163 123H164V122H163ZM198 123H199V122H198ZM198 123H197V124H198ZM202 123H205V124H206V125H204V127H205V126H210V125L212 126V125H213L212 121L202 122ZM219 123H220V122H219ZM226 123H227V122H226ZM226 123H225V125H227ZM0 124H1V123H0ZM13 124H14V123H13ZM21 124H22V123H21ZM28 124H29V123H28ZM33 124H34V123H33ZM36 124H37V123H36ZM48 124L50 125V123H48ZM84 124H85V123H83V125H84ZM99 124H101V123H99ZM99 124H97L96 126H98ZM177 124H178V123H176V125H177ZM185 124H186V123H185ZM215 124H216V123H215ZM10 125H12V123H11ZM14 125H15V124H14ZM17 125H18V124H17ZM29 125H30V124H29ZM102 125H103V123H102ZM102 125H101V126L99 125V127H100V128L103 127ZM104 125H105V124H104ZM106 125H107V124H106ZM143 125H144V124H143ZM143 125H142V126H143ZM152 125H153V123H152ZM156 125H157V124H156ZM164 125H165V123H164ZM167 125H168V124H167ZM6 126H8V125H6ZM32 126H33V125H32ZM40 126H42V124H41ZM80 126H81V124H80ZM91 126H92V125H91ZM133 126H134V124L132 125V127H133ZM146 126L148 127V125H146ZM159 126H160V125H159ZM195 126H196V125H195ZM0 127H1V126H0ZM9 127H10V126H9ZM15 127H16V126H15ZM19 127H22V126H19ZM25 127H26V126H25ZM27 127H28V126H27ZM27 127H26V128H27ZM43 127H44V125H43ZM92 127H93V126H92ZM92 127H91V129H93ZM94 127H95V126H94ZM105 127H106V126H105ZM124 127H125V126H124ZM137 127H138V126H137ZM144 127H145V126H144ZM178 127H179V126H178ZM191 127H192V124H191ZM216 127H217V126H216ZM218 127H219V126H218ZM11 128H12V127H11ZM39 128H40V127H39ZM85 128H86V127H85ZM87 128H88V127H87ZM89 128H90V127H89ZM103 128H104V127H103ZM126 128H127V127H126ZM126 128H124V129H126ZM135 128H136V127H135ZM135 128H134V129H135ZM139 128H140V133H141L142 135H140L141 137H139V138H137V139L139 140V142H141L142 139H144L146 136H148L147 134H148V132H150V130H151L152 128H151L150 130H149V129H145V128H141V127H139ZM157 128H158V127H157ZM172 128H174V127H172ZM185 128H187V127L185 126ZM226 128H227V127H226ZM228 128H229V126H228ZM248 128H249V127H248ZM0 129H1V128H0ZM16 129H17V128H16ZM24 129H25V128H24ZM40 129H41V128H40ZM42 129L44 130V128H42ZM91 129H90V132H91ZM96 129H97V127L95 128V130H96ZM164 129L166 130L167 128H164ZM197 129H198V128H197ZM197 129H196V131H199V130H197ZM206 129H207V128H206ZM237 129H238V127H237ZM239 129H240V128H239ZM243 129H244V128H243ZM76 130H78V129H76ZM85 130H86V129H85ZM121 130H122V129H121ZM148 130H149V131H148ZM168 130H169V129H168ZM183 130H184V129H183ZM200 130H201V129H200ZM7 131H8V130H7ZM19 131L23 132L22 130H19ZM24 131H25V130H24ZM81 131H83V128H82ZM96 131H97V130H96ZM98 131H100V130H98ZM106 131H105V132H106ZM152 131H153V130H152ZM236 131H237V130H236ZM236 131H235V132H236ZM4 132H5V130H4ZM21 132H20V133H21ZM26 132H27V131H26ZM26 132H25V133H26ZM37 132H39V131H37ZM78 132H80V131L78 130L77 133H78ZM88 132H89V130H88ZM100 132H102V131H100ZM105 132H104V133H105ZM113 132H112V133H113ZM117 132H118V131H117ZM158 132H159V131H158ZM162 132H163V131H162ZM162 132H161V133H162ZM180 132H181V131H180ZM229 132H231V131H229ZM238 132H239V131H238ZM14 133H15V132H14ZM31 133H32V132H31ZM33 133H34V132H33ZM47 133H48V132H47ZM83 133H85V132H83ZM93 133H94V132H93ZM156 133H157V132H156ZM164 133H165V132H164ZM164 133H163V134H164ZM186 133H187V132H186ZM191 133H192V132H191ZM194 133H195V132H194ZM196 133H197V132H196ZM236 133H237V132H236ZM244 133H245V132H244ZM40 134H41V133H40ZM45 134H46V133H45ZM89 134H91V133H89ZM96 134H97V133H96ZM114 134H115V133H114ZM150 134H151V133H150ZM229 134H230V133H229ZM233 134H234V133H233ZM237 134H238V133H237ZM23 135H24V134H23ZM25 135H26V134H25ZM29 135H30V134H29ZM32 135H33V134H32ZM83 135H84V134H83ZM104 135H106V134H104ZM129 135H130V134H128L127 136H129ZM159 135H161V134H159ZM159 135H158V136H159ZM165 135H166V134H165ZM183 135H184V134H183ZM186 135H187V134H186ZM194 135H196V134H194ZM6 136H7V135H6ZM10 136H11V135H10ZM10 136H9V137H10ZM14 136H15V135H13V137H14ZM36 136H37V135H36ZM71 136H72V135H71ZM71 136H70V137H71ZM74 136H75V135H73V138H74ZM76 136H78V135H76ZM161 136L163 137V135H161ZM169 136H171V135H169ZM184 136H185V135H184ZM37 137H38V136H37ZM43 137H44V135H43ZM43 137H42V138H43ZM93 137H94V136H93ZM102 137L105 138V136H103V134H102ZM106 137H107V135H106ZM109 137H110V135H109ZM177 137H178V136H177ZM186 137H187V136H186ZM1 138H2V137H1ZM1 138H0V139H1ZM24 138H25V137H24ZM28 138H30V137H28ZM28 138H27L26 141H28ZM50 138H51V137H50ZM73 138H72V139H73ZM75 138H76V137H75ZM94 138H95V137H94ZM96 138H97V137H96ZM175 138H176V137H175ZM230 138H231V137H230ZM232 138H233V137H232ZM2 139H3V138H2ZM5 139H6V138H5ZM5 139H3L4 142H5L8 138H7L6 140H5ZM12 139H14V138H12ZM67 139H68V138H67ZM81 139H82V138H81ZM90 139H91V138H90ZM92 139H93V138H92ZM162 139H163V138H162ZM164 139H165V138H164ZM167 139H168V138H167ZM176 139H177V138H176ZM15 140H16V139H15ZM31 140H33V139L31 138ZM64 140H65V139H64ZM70 140H71V139H70ZM84 140H85V139H83V141H84ZM94 140H95V139H94ZM127 140H128V139H126V141H127ZM168 140H169V139H168ZM177 140H178V139H177ZM180 140H181V139H180ZM11 141H12V140H11ZM41 141H42V140H41ZM77 141H78V140H77ZM77 141H76V142H77ZM81 141H82V140H81ZM108 141H109V140H108ZM159 141H162V140H159ZM2 142H3V141H2ZM15 142H17V141H15ZM33 142H34V141H33ZM42 142H43V141H42ZM52 142H53V141H52ZM66 142H67V141H66ZM84 142H85V141H84ZM93 142H94V141H93ZM123 142H124V141H123ZM133 142H134V141H133ZM169 142H170V141H169ZM171 142H172V140H171ZM178 142H179V141H178ZM196 142H197V141H196ZM236 142H238V141H236ZM18 143H19V142H18ZM20 143H22V142H20ZM35 143H39V142H36V141H35ZM68 143H69V141H68ZM89 143H90V142H89ZM91 143H92V142H91ZM94 143H95V142H94ZM94 143H93V144H94ZM230 143H231V142H230ZM238 143H239V142H238ZM0 144H2V143H0ZM27 144H28V143H27ZM31 144H32V146H33V143H32V142H31ZM31 144H30V145H31ZM65 144H66V143H65ZM84 144H86V142H85ZM98 144H99V143H98ZM162 144H164V143H162ZM165 144H166V143H165ZM169 144H170V143H169ZM169 144H168V145H169ZM173 144H174V143H173ZM223 144H224V142H223ZM234 144H235V143H234ZM12 145H13V144H12ZM21 145H23V144H21ZM25 145H26V144H25ZM28 145H29V144H28ZM56 145H58V144H56ZM60 145H61V144H60ZM79 145H81V144H79ZM89 145H91V144H89ZM96 145H97V144H96ZM143 145H144V144H143ZM143 145H142V146H143ZM170 145H171V144H170ZM176 145H178V144H176ZM0 146H1V145H0ZM2 146H3V145H2ZM4 146H5V145H4ZM7 146H8V144H7ZM15 146H17V145H15ZM68 146H70V145H68ZM68 146H67V147H68ZM76 146H77V145H76ZM76 146H75V147H76ZM100 146H101V145H100ZM100 146H99V148H100ZM140 146H141V145H140ZM193 146H194V145H193ZM199 146H200V145H199ZM21 147H23V146H21ZM62 147H63V149L65 148L64 145H63ZM67 147H66V148H67ZM75 147H74V148H75ZM77 147H78V146H77ZM88 147H89V146H88ZM1 148H2V147H0V149H1ZM5 148H6V147H5ZM5 148L3 149V151L5 150ZM19 148H20V147H19ZM31 148H32V147H31ZM31 148H28V149H31ZM37 148H39L40 151L42 150L41 152L44 151L45 154H49V150H52L53 147L51 148V145L47 144V142H46V143L43 142L42 144L38 145ZM70 148H72V146H71ZM70 148L68 147V149H70ZM78 148H81V147H78ZM82 148H83V147H82ZM89 148H91V147H89ZM89 148H88V149H89ZM93 148H94V147H93ZM6 149H7V148H6ZM55 149H57V147H56ZM58 149H59V148H58ZM60 149H61V148H60ZM72 149H73V148H72ZM72 149H71V150H72ZM96 149H97V148H96ZM104 149H106V148H104ZM8 150H9V149H8ZM12 150H13V149H12ZM19 150H20V149H19ZM37 150H38V149H37ZM39 150H38V152H39ZM53 150H54V149H53ZM77 150H78V149H77ZM84 150H85V149H84ZM94 150H95V149H94ZM108 150H109V148H108ZM6 151H7V150H6ZM27 151H28V150H27ZM60 151H61V150H60ZM74 151H75V150H74ZM78 151H79L78 153H76V154H74V155L72 154L71 159H70L69 161H71V160L73 161L74 159L82 160V159L84 158V157L81 158V157H82V154L84 155V153H86L87 151H85L84 153H82L83 151H82V152H80V150H78ZM91 151H92V150L90 149V152H91ZM102 151H103V150H102ZM105 151H106V150H105ZM28 152H29V151H28ZM33 152H34V151H33ZM90 152H87V153L89 154ZM98 152H99V151H98ZM103 152H104V151H103ZM103 152H101V153H103ZM107 152H108V151H107ZM111 152H112V151H111ZM9 153H10V152H9ZM19 153H20V152H19ZM31 153H32V152H31ZM35 153H37V152H35ZM52 153H53V151L51 152V154H52ZM60 153H61V152H60ZM73 153H75V152H73ZM105 153H106V152H105ZM24 154H25V153H24ZM28 154H29V153H28ZM55 154H56V152H55ZM55 154H54V155H55ZM69 154H70V153H69ZM98 154H99V153H98ZM0 155H1V154H0ZM26 155H27V154H25V156H26ZM33 155H34V154H33ZM33 155H32L31 157H33ZM92 155H94V154H92ZM12 156H13V155H12ZM17 156H19V155H17ZM17 156H16V157H17ZM45 156H46V155H45ZM49 156H50V154H49ZM52 156H53V155H52ZM63 156H65V155H63ZM89 156H90V155H88V157H89ZM98 156H99V155H98ZM158 156H159V155H158ZM10 157H11V156H10ZM29 157H30V155H29ZM29 157H28V158H29ZM31 157H30V158H31ZM34 157H35V155H34ZM39 157H40V156H39ZM41 157H42V156H41ZM67 157H69V156H67ZM96 157H97V156H96ZM11 158H12V157H11ZM21 158H22V157H21ZM64 158H65V157H63L62 160H63ZM80 158H81V159H80ZM121 158H122V157H121ZM12 159H13V158H12ZM23 159H24V158H23ZM26 159H27V158H26ZM58 159H59V158H58ZM68 159H69V158H68ZM92 159H93V158H92ZM96 159H100V158H96ZM160 159H161V158H160ZM24 160H25V159H24ZM36 160H39V159H36ZM48 160H50V159H48ZM66 160H67V159H66ZM66 160H64V161H60V162H59V160H57V161H58V165H63V166H61V167H66V165L71 166L72 163L70 162L71 165H69V164H68V161H66ZM79 160H77V161H79ZM90 160H91V159H90ZM8 161H9V160H8ZM11 161H12V160H11ZM13 161H14V160H13ZM26 161H27V160H26ZM28 161H29V160H28ZM32 161H33V160H32ZM41 161H43V160H41ZM44 161H45V160H44ZM46 161H47V160H46ZM54 161H55V160H54ZM57 161H56V162H57ZM82 161H83V160H82ZM23 162H24V161H23ZM35 162H36V161H35ZM75 162H76V160L74 161V163H75ZM91 162H92V160H91ZM91 162H90V163H91ZM99 162H100V160H99ZM15 163H16V162H15ZM17 163H18V162H17ZM20 163H21V162H20ZM30 163H33V162H30ZM45 163H46V162H45ZM47 163H48V161H47ZM49 163H51V162H49ZM53 163H55V162H53ZM74 163H73V165L76 164V163H75V164H74ZM0 164H1V163H0ZM77 164H78V163H77ZM82 164H83V163H82ZM91 164H93V163H91ZM14 165H15V164H14ZM14 165H13V167H14ZM32 165H33V164H32ZM32 165H30V166H32ZM43 165H44V164H43ZM87 165H88V164H87ZM22 166H23V165H22ZM22 166H21V169H22ZM27 166H28V164H27ZM40 166H41V165H40ZM55 166H56V165H55ZM76 166H79V165H76ZM90 166H93V165H90ZM2 167H3V166H2ZM8 167H9V166H8ZM8 167H7V168H8ZM13 167H12V169H13ZM16 167L18 168L17 165H16ZM16 167H15V168H16ZM41 167H42V166H41ZM46 167H47V166H46ZM59 167H60V166H59ZM79 167H80V166H79ZM81 167H82V168H79V169L83 170V166H81ZM3 168H4V167H3ZM25 168H27V167L25 166ZM25 168H23L22 170H25ZM66 168H67V167H66ZM87 168H88V167H87ZM9 169H10V168H9ZM33 169H34V168H33ZM51 169H52V168H51ZM70 169H71V167H70ZM79 169H78L77 171H80ZM3 170H4V169H3ZM10 170H11V169H10ZM17 170H18V169H17ZM84 170H85V168H84ZM93 170H95L96 173H98V174L100 173V174H99L100 176H103V170H104V169H103V167L100 166L99 164L97 165V168H96V169H95V166H94V169H93ZM12 171H13V170H12ZM27 171H28V170H27ZM41 171H44V170L41 169ZM58 171H59V170H58ZM58 171H57V172H58ZM61 171H64V170L62 169ZM85 171H87V170H85ZM89 171L91 172L92 169L89 170ZM7 172H8V170H7ZM9 172H10V171H9ZM21 172H22V171H21ZM39 172H40V171H39ZM4 173H5V172H4ZM11 173H12V172H11ZM14 173H15V172H14ZM14 173H13V174H14ZM19 173H20V172H18L17 175H18ZM27 173H28V172H27ZM75 173H76V172H75ZM75 173H74V174H75ZM77 173H78V174H76L75 176H74L73 174H72V175H73L74 177H76V176H78L79 174H80V175L84 174V173H81V172H77ZM92 173H93V172H92ZM96 173H95V174H96ZM106 173H108L110 177H111V176H114V174H115L114 171L106 172ZM25 174H26V172H25ZM47 174H49V171H48V173H46V175H47ZM50 174H51V173H50ZM87 174H88V173H87ZM89 174H90V173H89ZM4 175H5V174H4ZM6 175H8V174H6ZM15 175H16V173H15ZM37 175H38V174H37ZM39 175H40V174H39ZM53 175H55V174H53ZM56 175H57V174H56ZM69 175H70V174H69ZM80 175H79V176H80ZM92 175H93V174H92ZM22 176H23V175H22ZM40 176H41V175H40ZM44 176H45V175H44ZM48 176H49V175H48ZM48 176H46V177H48ZM51 176H52V175H51ZM51 176H50V177H51ZM85 176H87V175H85ZM93 176H94V175H93ZM100 176H99V177H100ZM4 177H5V176H4ZM4 177H3V178H4ZM18 177H19V176H18ZM46 177H44V178H46ZM50 177H49V178H50ZM89 177H90V176H89ZM106 177H108V176H106ZM82 178H83V177H82ZM7 179H8V178H7ZM9 179H10V177H9ZM73 179H76V178H73ZM100 179H101V178H99V180H100ZM5 180H6V179H5ZM39 180H40V179H39ZM45 180H46V179H45ZM51 180H52V179H51ZM54 180H56V179H54ZM66 180H68V179L66 178ZM1 181H2V180H1ZM52 182H53V181H51L50 183H52ZM56 182H57V180H56ZM74 182H75V181H74ZM76 182H78V181H76ZM87 182H88V181H87ZM99 182H101V181H99ZM35 183H36V182H35ZM41 183H42V182H41ZM102 183H103V182H102ZM209 183H210V182H209ZM36 184H37V183H36ZM53 184H55V182H53ZM12 185H14V184H11V186H12ZM41 185H42V184H40V186H41ZM75 185H76V184H75ZM85 185H86V184H85ZM100 185H101V184H100ZM14 186H15V185H14ZM78 186H79V185H78ZM15 187H16V186H15ZM34 187H36V186H34ZM34 187H33V188H34ZM70 187H71V186H70ZM82 187H83V186H82ZM127 187H128V186H127ZM127 187H126V188H127ZM3 188H4V187H3ZM33 188H32V189H33ZM50 188H53V187H50ZM50 188H49V190H50ZM67 188H68V187H67ZM218 188H219V187H218ZM13 189H14V188H13ZM32 189L29 188L30 191H31ZM36 189H37V187H36ZM38 189H39V185H38ZM68 189H69V188H68ZM73 189H74V187H73ZM79 189H80V188H79ZM92 189H93V188H92ZM92 189H91V193H89V192L87 193L86 191H84V192L80 193V194H82V195L79 194L78 196H80V198H82V201H84L83 199H84L85 197L88 198V197H89L88 195L95 193V191H93ZM102 189H103V188H102ZM216 189H217V188H216ZM14 190H15V189H14ZM17 190H18V189H17ZM41 190H42V189H41ZM57 190H58V189H57ZM61 190H62V189H61ZM61 190H60V191H61ZM64 190H66V189H64ZM69 190H70V189H69ZM88 190H89V189H88ZM103 190H104V189H103ZM124 190H125V189H124ZM127 190H128V189H127ZM127 190H126V191H127ZM129 190H131V188H130ZM11 191H12V190H11ZM38 191H39V190H38ZM50 191H52V190H50ZM53 191H54V189H53ZM60 191H58V193H59ZM75 191H76V190H74V192H75ZM78 191H79V190H78ZM20 192H21V191H20ZM45 192H46V191H45ZM48 192H49V191H48ZM63 192H65V193L67 194L66 191H62V193H63ZM76 192H77V191H76ZM104 192H105V190H104ZM220 192H221V191H220ZM33 193H34V192H33ZM40 193H41V192H40ZM51 193H52V192H51ZM56 193H57V191H56ZM62 193H61V194H62ZM123 193H124V192H123ZM131 193H132V192H131ZM217 193H218V192H217ZM36 194H37V193H36ZM47 194H48V193H47ZM96 194H97V192H96ZM99 194H100V193H99ZM120 194H122V191H121ZM126 194H127V193H125V195H126ZM219 194H220V193H219ZM14 195H15V194H14ZM39 195H41V194H38V196H39ZM50 195H52V194H50ZM127 195H130V194H127ZM127 195H126V196H127ZM1 196H3V195H1ZM38 196H37V197H38ZM42 196H43V195H42ZM57 196H59V195H57ZM67 196H68V195H67ZM76 196H77V195H76ZM87 196H88V197H87ZM120 196H122V195H120ZM126 196H125V197H126ZM167 197H168V196H167ZM16 198H17V197H16ZM45 198H46V197H45ZM49 198H50V197H49ZM53 198H55V197H53ZM75 198H76V197H75ZM128 198H129V197H128ZM128 198H125V199H128ZM168 198H169V197H168ZM27 199H28V198H27ZM66 199H68V198H66ZM90 199H91V197H90ZM117 199H118V197H117ZM112 200H114V199H112ZM26 201H27V200H26ZM60 201H61V199H60ZM62 201H63V200H62ZM67 201H68V200H67ZM69 201H70V200H69ZM79 201H81V200H79ZM100 201H101V200H100ZM119 201H120V200H119ZM57 202H59V201H57ZM74 202H75V200H74ZM74 202H72V203H74ZM84 202H85V201H84ZM1 203H2V202H1ZM68 203H69V202H68ZM68 203H67V204H68ZM88 203H90V202H89V201L85 202V204L83 205V208H84L85 206H87ZM99 203H100V202H99ZM110 203H111V202H110ZM117 203H118V202H117ZM117 203H115V204H117ZM61 204H62V202H61ZM64 204H65V203H64ZM79 204L81 205V203H79ZM91 204H92V203H91ZM101 204H102V202H101ZM104 204H105V203H104ZM106 204H107V202H106ZM106 204H105V205H106ZM210 204H212V203H210ZM68 205H69V204H68ZM68 205H67V206H68ZM74 205H75V204H74ZM76 205H77V204H76ZM98 205H99V204H98ZM102 205H103V204H102ZM208 205H209V204H208ZM70 206H72V205L70 204ZM94 206H95V203H94ZM103 206H104V205H103ZM106 206H107V205H106ZM54 207H55V206H54ZM54 207H53V208H54ZM73 207H74V206H73ZM77 207H78V206H77ZM81 207H82V206H81ZM110 207H112V206H110ZM113 207H114V206H113ZM64 208H65V207H64ZM88 208H89V207H88ZM88 208H87V209H88ZM94 208H95V207H94ZM97 208H98V207H97ZM99 208L101 209V207H99ZM102 208L105 209V207H102ZM28 209H29V208H28ZM74 209H75V208H74ZM74 209H72V210H74ZM110 209H111V208H110ZM94 210H95V209H94ZM108 210H109V209H108ZM27 211H28V210H27ZM70 211H71V210H70ZM70 211H69V213H71ZM84 211H86V210H84ZM87 211H88V210H87ZM112 211H113V210H112ZM76 212H77V211H76ZM88 212H89V211H88ZM88 212H87V213H88ZM91 212L93 213L92 210H91ZM103 212H104V211H103ZM106 212H108V211L106 210ZM87 213H86V214H87ZM94 213H96V212H94ZM104 213H105V212H104ZM110 213H111V212H109V214H110ZM112 213H113V212H112ZM18 214H19V213H18ZM64 214H65V213H64ZM78 214H79V213H78ZM86 214H85V215H86ZM74 215H75V214H74ZM80 215H81V214H80ZM85 215H84V216H85ZM105 215H106V214H105ZM107 215H108V214H107ZM112 215H113V214H112ZM112 215H111V216H112ZM53 216H54V215H53ZM53 216H48V217H51V219H52ZM58 216H59V215H58ZM76 216H77V215H76ZM111 216H110V218H111ZM41 217H42V216H41ZM41 217H39V218H41ZM46 217H47V216H46ZM69 217H70V216H69ZM72 217H73V216H72ZM82 217H83V216H82ZM98 217H99V216H98ZM108 217H109V215H108ZM21 218H22V217H21ZM42 218H43V217H42ZM67 218H68V217H67ZM84 218H86V217H84ZM102 218H103V216H102ZM45 219H46V218H45ZM57 219H58L59 222H62L64 225H67L66 222H63L64 219H62V217H57ZM65 219H66V218H65ZM68 219H69V218H68ZM70 219H71V217H70ZM105 219H106V218H105ZM105 219H101V220H105ZM28 220H29V219H28ZM31 220H32V219H31ZM35 220H36V219H35ZM49 220H50V219H49ZM101 220H100V221H101ZM107 220H108V218H107ZM6 221H7V220H6ZM29 221H30V220H29ZM32 221H33V220H32ZM42 221H43V220H42ZM54 221H56V220H54ZM54 221H51V220H50V221L47 223V226H46V227H47L48 229H55V226H54V223H55V222H54ZM67 221H69V220H67ZM73 221H74V220H73ZM75 221H77V220H75ZM4 222H5V221H4ZM4 222H2V221L0 220V225H1V223H3V226H2L3 228L6 227ZM44 222H45V221H44ZM69 222H70V221H69ZM98 222H99V221H98ZM8 223H9V222H8ZM8 223H7V224H8ZM34 223H35V222H34ZM39 223H40V222H39ZM86 223H87V222H86ZM100 223H101V222H100ZM100 223H99V224H100ZM103 223H104V221H103ZM7 224H6V225H7ZM60 224H61V223H60ZM87 224H88V223H87ZM99 224H98V226H99ZM8 225H9V224H8ZM75 225H76V224H75ZM75 225H72V226H75ZM83 225H84V224H83ZM88 225H89V224H88ZM88 225H86V227H87ZM93 225H94V224H93ZM39 226H40V225H39ZM70 226H71V225H70ZM78 226H79V225H78ZM0 227H1V226H0ZM2 227H1V228H2ZM15 227H16V226H15ZM41 227H42V226H41ZM64 227H65V226H64ZM76 227H77V226H76ZM81 227H82V226H81ZM90 227H91V225H90ZM3 228H2V229H3ZM67 228H68V227H67ZM83 228H84V227H82V229H83ZM42 229H43V228H42ZM45 229H46V228H45ZM76 229H77V228H76ZM97 229H98V228H97ZM62 230H63V229H62ZM64 230H65V229H64ZM69 230H70V229H69ZM78 230H79V228H78ZM78 230H76V231H78ZM80 230H81V229H80ZM86 230H87V229H86ZM88 230H89V229H88ZM42 231H43V230H42ZM42 231H41V232H42ZM46 231H47V230H46ZM72 231H73V230H72ZM84 231H85V230H84ZM91 231L93 232V230H90V232H91ZM97 231H98V230H97ZM99 231L101 232V230H99ZM13 232H14V231H12V233H13ZM47 232H48V231H47ZM51 232H52V231H51ZM58 232H59V230H58ZM66 232H68V231H66ZM94 232H95V231H94ZM2 233H3V232H2ZM60 233H61V232H60ZM60 233H59V234H60ZM64 233H65V232H64ZM71 233H72V232H71ZM71 233H70V234H71ZM183 233H184V232H183ZM183 233H181V236H184V235H185V234L183 235ZM0 234H1V233H0ZM8 234H9V233H8ZM45 234H48V233H45ZM66 234H67V233H66ZM84 234H86V233H84ZM84 234H82V235H84ZM2 235H4V234H2ZM6 235H7V234H6ZM11 235H12V234H11ZM50 235H51V233H50ZM57 235H58V234H57ZM63 235H64V234H63ZM79 235H80V234H79ZM86 235H87V234H86ZM86 235H85V236H86ZM97 235H98V234H97ZM104 235H105V234H104ZM104 235H103V236H104ZM4 236H5V235H4ZM8 236H10V235H8ZM14 236H15V235H14ZM16 236H17V235H16ZM72 236H73V235H72ZM72 236H71V237H72ZM105 236H106V235H105ZM68 237H69V236H68ZM68 237H67V238H68ZM2 238H4V237H2ZM64 238H66V237H64ZM69 238H70V237H69ZM78 238H79V237H78ZM7 239H8V238H7ZM57 239H59V238H57ZM60 239H61V238H60ZM60 239H59V240H60ZM79 239H80V238H79ZM3 240L5 241L6 239H3ZM3 240H2V241H3ZM27 240H28V239H27ZM68 240H71V239H68ZM82 240H83V239H82ZM2 241H0V242H2ZM7 241H8V240H7ZM11 241H12V240H11ZM56 241H57V240H56ZM80 241H81V240H80ZM22 242H23V241H22ZM57 242H60V241H57ZM69 242H70V241H69ZM71 242H73V239H72ZM7 243H8V242H7ZM23 243H24V242H23ZM77 243H78V242H77ZM30 244H31V243H30ZM54 244H55V243H54ZM26 245H27V243H26ZM28 245H29V244H28ZM60 245H61V244H60ZM68 245H69V244H68ZM74 245H75V244H74ZM80 245H81V244H80ZM131 245H132V243H131ZM136 245H137V244H136ZM69 246H70V245H69ZM124 246H125V245H124ZM138 246H140V245L138 244ZM5 247H6V246H5ZM18 247H21V245L18 246ZM58 247H59V246H58ZM130 247H132V246H130ZM2 248H3V245H2ZM2 248H1V249H2ZM15 248H16V247H15ZM67 248H68V247H67ZM72 248H73V247H72ZM72 248H71V247L69 248L70 251L72 250ZM8 249H9V248H7V250H8ZM20 249H21V248H20ZM75 249H76V248H75ZM75 249H74V250H75ZM78 249H79V248H78ZM78 249H77V250H78ZM129 249H130V248H129ZM4 250H5V249H4ZM4 250H3V251H4ZM11 250H12V249H11ZM43 250H44V249H43ZM51 250H52V249H51ZM132 250H133V249H132ZM140 250H141V249H140V247H139V251H140ZM143 250H144V249H143ZM14 251H15V250H14ZM20 251H21V250H20ZM20 251H18V252H20ZM62 251H63V250H62ZM66 251H67V250H66ZM70 251H69V252H70ZM144 251H145V250H144ZM4 252H5V251H4ZM6 252H7V251H6ZM15 252H16V251H15ZM18 252H17V253H18ZM41 252H42V251H41ZM130 252H131V251H130ZM130 252H129V254H130ZM146 252H147V251H146ZM43 253H45V252L43 251ZM132 253H133V252H132ZM141 253H142V251H141ZM143 253H145V252H143ZM8 254H10V253H8ZM13 254H14V253H13ZM15 254H16V253H15ZM41 254H42V253H41ZM58 254H59V253H58ZM64 254H65V253H64ZM68 254H70V253H68ZM72 254H73V253H72ZM145 254H146V253H145ZM147 254H149V253H147ZM42 255H43V254H42ZM61 255H62V254H61ZM73 255H74V254H73ZM131 255H132V254H131ZM18 256H19V255H18ZM18 256H17V258H18ZM45 256H46V255H45ZM55 256H56V255H55ZM74 256H76V255H74ZM13 257H14V256H13ZM65 257H66V256H65ZM132 257H133V256H132ZM132 257H131V258H132ZM9 258H10V257H9ZM9 258H8V261H9ZM14 258H16V257H14ZM43 258H44V257H43ZM43 258H42V259H43ZM46 258H48V257H46ZM73 258H74V257H73ZM5 259H6V258H5ZM12 259H13V258H12ZM25 259H26V258H25ZM64 259H65V258H64ZM67 259H68V258H67ZM76 259H77V258H76ZM133 259H134V258H133ZM14 260H15V259H14ZM17 260H18V259H17ZM26 260H27V259H26ZM30 260H31V259H30ZM37 260H38V259H37ZM40 260H41V259H40ZM40 260H39V261H40ZM72 260L76 261L75 259H72ZM137 260H138V259H137ZM178 260H179V259H178ZM2 261H3V260H2ZM2 261H1V262H2ZM19 261H23V260H19ZM19 261L17 262V261L15 260V262H16L15 264L19 263ZM35 261H36V260H35ZM52 261H53V260H52ZM65 261H66V260H65ZM65 261H64V262H65ZM74 261H73V262H74ZM131 261H132V259H131ZM133 261H134V260H133ZM1 262H0V263H1ZM23 262H24V261H23ZM23 262H21V263H23ZM42 262H43V261H42ZM60 262H63V261L61 260V261H59V263H60ZM67 262H68V261H67ZM135 262H136V261H134V263H135ZM181 262H182V261H181ZM4 263H5V260H4ZM32 263H33V262H32ZM56 263H57V262H56ZM76 263H77V262H76ZM76 263H75V264H76ZM139 263H141V262H139ZM2 264H3V263H2ZM7 264H8V263H7ZM35 264H36V263H35ZM61 264H62V263H61ZM65 264H66V263H65ZM68 264H69V263H68ZM128 264H129V263H128ZM143 264H145V263H143ZM177 264H178V263H177ZM179 264H181V263L179 262Z\"/></svg>",
	"mask_w": 264,
	"mask_h": 264
}]
</instances>
